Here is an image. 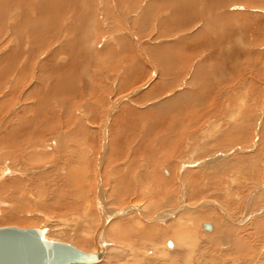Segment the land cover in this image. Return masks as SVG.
I'll return each instance as SVG.
<instances>
[{
  "label": "rangeland",
  "instance_id": "1",
  "mask_svg": "<svg viewBox=\"0 0 264 264\" xmlns=\"http://www.w3.org/2000/svg\"><path fill=\"white\" fill-rule=\"evenodd\" d=\"M77 1L81 2V0H77ZM101 1H103V0H84L83 9L86 10L85 11V13H87L86 17L88 18L87 19L85 17L86 18L85 20H87V21H85V26H87L89 28V30H84L85 35H87L86 40L80 39L81 42H78L74 38L75 36L72 32H70V34L68 35L69 39L70 38H74V39H73V41H69V39H68L67 43H69V46H71L72 48L75 47L76 49L74 48V50H76V51H73L71 49L73 51V53H75L74 56L73 55L70 56L69 54L65 55V57L68 55L66 58V64L65 65L68 68V66L70 65L68 63L69 62L72 63L73 60H74L73 65L75 63H77L74 65V67H75L74 69L76 71V75H78V78L76 77V79H78V80H76V82H75L76 84L75 83L73 84V88L77 89V90L75 89L77 91V93H75L76 91L74 92V89H73V91H72V92H74V93H72L73 95L71 94V96H68V95H65V96H67V99L71 97V99H70L71 103H69L68 105H70L69 107L71 108V109L69 108V111H71L74 116L72 114H70V116L67 115V119H65V120H64V118H66V116H64V117H62L63 119L60 121L57 120V117H54V118H56V120L53 118V119H51V121L45 122L47 124H49V123L52 124L53 125L52 128L55 127V130L59 126H62L63 120L66 122L67 121L70 122L69 126H71L72 130L75 129L77 126H81L80 128L85 127V129L86 128L87 129L86 130L83 129V130H85L84 133H80L81 129L80 130L78 129V131H75L74 134L76 135V138H75V135L73 136V133H72V136L70 138L71 142L69 144H66V141H64L61 144V146L60 145L53 146V148L51 150H48L49 152L47 150L44 151L43 149H40L41 152L43 151L42 154H44L45 156L47 155L45 157V159L49 158V159H47V161L41 162L40 158H39V160H37L38 157H37V159L35 157V159L32 160V162L34 161V163L31 167H29V170H32V172L29 173L26 177L34 178V184L39 186V187L42 186L45 189V191L47 190L46 193H48V192L50 194L53 193L52 195H50L48 193L47 196H45V198H43L44 196H42V198L39 196L40 202H39V205L36 206L35 208L30 206V205L28 206V208L25 206V203H24L25 197L21 196V195H23V193H21V191H23L24 189L21 190L20 185L22 183L17 182V181H20L21 179L26 180L27 178L19 177V175H14V176L8 177L9 179L13 178L15 181L17 180L16 181L17 183H15V186L8 184L7 186L0 187V201H5L7 203V206H8V207H1V208H5V211H6L5 215L6 216H3L2 214L0 215V227L13 226V225L16 227H19V228H40L41 229V228L45 227V229L47 228L45 231L48 230V233H46V235H44V237L46 239L68 243V244L75 246L77 249L80 248L83 251L93 252L94 250L91 249L92 244L87 243L88 246L83 245L79 242V239L80 238L82 239L83 237L86 236L87 238L86 237L85 238L90 240L91 234H92V236L94 235V237H95V232L97 230H99L98 228L101 229V227H102V226H100V224H101L100 217H99L100 224L98 222L99 227H97V228L94 227L95 230H93V228L91 229V231H90V229L87 230V226L92 225L91 224L92 223L91 218H88V216H83V215L77 216L78 214L76 215V217H78V218H76L75 215L71 216V213L74 210V208L71 206V195H69L68 193H63L62 190L59 191L61 188H59L58 194L59 193L63 194L66 198V201L64 202L63 201L64 199L63 200H62V198L60 199L58 197L59 195H54L55 194L54 190H56L59 185L63 184V185H69L70 186V184H64V182L62 181L63 178H67L66 180H68V177H70L72 179L74 177V179H75V177L77 176L76 177L77 180L76 179L75 180L76 181L82 180L81 183H79L77 187L72 188L73 187L72 186L69 189L72 188V191L77 196V198L81 199V203H83L81 207H83V206L85 207L87 201L91 200V202H92L94 200L93 203H95L94 204L95 206L90 208V214L91 215L93 213H95V214L99 213L98 208L96 207V203H97L96 200L98 198L97 194H98L99 190L103 191L102 195H101V201L103 202L105 211L112 212V211H121L122 208L124 209L123 213L118 212V214L114 215L113 219L116 220L115 222H113V219L107 220L106 224L102 227V229L105 227L100 233L101 242H103L102 243L103 245L105 244L104 247L102 246L103 255L105 257L103 256L102 260L104 262L101 261L100 262L101 264H109L110 261H111V263H113L115 261V260L113 261V259L110 260L109 262H107L105 260V259H107L106 253L109 252V250L113 249L112 251H110V253L113 251L120 253V251H121V247H119L118 245H114V242L116 240L110 241V239H108L110 237L109 235L107 238V235L104 232V231H106L105 230L106 227L110 226L107 224H109L110 221H112L113 223L126 222L127 219H129V217L131 218V216L133 217L135 215V214L133 215L132 212L135 213V211L139 210V211H137L139 214H137V212H136V216H139L142 213V211L140 209H142L143 207H147V206H148L147 208H143V210H144L142 213L143 215H140L139 217H141L143 219V217L145 216V214H144L145 209H147V210L152 209V210H150V212L153 213V215H150L147 218H145L146 217L145 216L144 221L142 220L143 225H155V226L158 225V227L160 229H165L166 228L165 225H167L168 223L169 224L175 223L174 222L175 220L177 222L180 219L181 223H183V221L184 222L189 221V219H186L184 217H182V219L179 218V216L181 217V215H183L184 213H187L188 211H207V210H209V211L213 212V214H215L219 218H221V221L226 224V229H223L224 231L221 234L223 235V240H224L223 246L224 247L229 246L228 248L225 247V249H223V252L217 251L218 246H216V245H218V241H219V243L221 241L220 237H218V239H217V235L211 236L209 238L210 243H209V241H207V245L209 246L210 252H212V255H216V257H218V258H216L218 260V262H220V260L222 259V257H219V256H221L223 254V264L224 263L225 264H237V263L242 264L241 259L244 256H245V258H244L245 260L242 259L245 262L244 264H246L247 262H248L247 264H252L253 262H255L253 264H264V248H263L264 247V238H263L264 233L259 232V237H257L258 234H256V237L258 239L254 238L255 237L254 235L250 237L251 239L253 238V240L248 239V241H247V239L245 238L244 240L249 243V246L245 245L244 250L247 248L245 251H247V250L248 251L246 253L243 252V254H241V256H239V257L237 255H231L230 256L227 254L231 251H234V246L236 244H233V243H234L236 238L238 239L239 237L242 238V236H247L248 235L247 233L249 232L248 230L250 228H252L251 226L255 225V223L256 224L262 223V222L264 223V0H250V1L246 0L247 2H245V0H223V1L221 0L220 2L218 0H210V2L212 1L213 4L215 5V7H214L215 8L214 12H216V14H214V15H216L215 17L217 19H221V21L219 23H216L215 27H214V25H212L213 27H210V28H212V30L207 31L208 34L207 33L201 34V35H203L202 36L203 47H201V49H199L201 52L197 51L193 62L190 63L191 65L197 64L196 68L199 69L200 67L198 66V64H202V62H204L205 63L204 68L206 69V72L204 71V68H203L200 71V74H203V75L197 74L194 76L195 78H191V79H190V76L192 74L190 72L191 70H187L185 72L179 73L178 74L179 75V82L175 83L173 88L169 89L168 93H166L167 95L164 94V96H161L158 93V92H160V90L157 86V84H158L157 80L159 77L158 75L161 73L160 72L161 69L157 67V59L155 60L153 57L148 55L149 53L146 49V46H147V44L150 45L151 40H154V39L156 41H155V43L152 42V45H154V44L156 45L159 43L158 46H160V47H163L166 45L165 43L160 44L162 40H164L165 42H168L169 44H167V45H169L172 48L169 49L167 47L166 49L165 48L160 49L159 53H160V55H162V56L159 55L160 58H166L168 51L170 52L171 49H173L174 46H177V45H180L185 50L190 49L186 44L177 43L178 40L185 39L186 36L181 37L182 35L176 33L177 30H176V28H174V25H173L174 15L171 12L172 9L170 7L166 8L163 3H162L163 5H162L160 3L161 0H159L160 2H157L155 0V2H153L152 7L148 13L146 12V13H140L139 14L138 22L140 21V23H141L142 19L148 21L144 26H142L135 21V19L138 18V14H136L135 12L137 11V9L143 10V8H144V10H145V7H146L145 4H148V3H145L146 0H139V1L138 0H125L124 2L122 0H117L118 3H116V0H105L106 5H104V6L101 5ZM152 1H154V0H152ZM207 1L208 0H206V1L205 0H197V3L199 2V4L197 5V12H199V13L201 12L200 16L197 17L199 19L198 20L193 19L190 22L191 24L188 23V25H187V23H183V24H181L180 28L186 30V29H188L187 27L190 28L194 25L195 30H196V28L198 26H195V25H199L200 23H202L200 25L202 27L203 23H205L207 21L213 22L214 21L213 14L211 15L208 13V11L207 12L204 11L205 8L203 6L207 5L206 4ZM13 2H14V4H13V6H14L15 4H18L19 0H15ZM67 2L70 3V1H68V0H65L62 3L63 4V10L66 9L63 13V16L61 17L62 21L63 20L65 21L67 19V16L71 17V13L75 14L77 11V8H71L70 7L71 5L69 6V3H67ZM132 2H133V5H132ZM254 2L256 4H254ZM143 3H144V5H143ZM220 3H221V6H220ZM208 4H209V1H208ZM222 4L224 6H222ZM260 4H262V5H260ZM6 7H7V5H5V3L0 4V9L4 10V9H6ZM14 9H16V8L14 7ZM225 11H227L229 14L231 13L230 14L232 16V17H230L231 20L229 19V17L223 18L225 16H223L222 14L226 13ZM2 12L0 13L1 15H2ZM220 15H221V17H219ZM205 16H206V19H205ZM72 18H73V16H72ZM168 18H170V19H168ZM246 19H247V21H246ZM163 20H165V21H163ZM134 21H135V23H134ZM75 22L77 23V21H75ZM92 27L95 28V30L97 29L96 32L93 31ZM64 29L69 30V31L72 30L70 27H67V28L61 27V31ZM78 29H80V28H78ZM139 29L142 30V33L140 32L138 34ZM177 29H178V27H177ZM165 30H168V31L165 32ZM171 30L174 32H172ZM195 30H194V32H195ZM91 31H93V32H91ZM221 31H222V33H220ZM20 32H23V31L20 30ZM42 32L43 31L41 29L40 32L37 33V35L39 34V36H40V34ZM188 32H190V31H188ZM192 35L189 34L187 36H192ZM93 36H97V37L93 38ZM138 36H139V40L142 41V43H141L142 46H137V48L134 49L132 47V45L134 47L136 46L133 43L138 40ZM220 36H221V38H223L222 39L223 42L221 41V43H223V44L219 48H217V47H215V45H216V43H217V45H219L220 41L217 40L215 45H214V42L212 41L213 42L212 43L211 40L212 39L215 40V38L221 39V38H219ZM87 38H88V41H87ZM91 38H93L94 41L96 40L93 43L94 45L91 42V40H92ZM6 40L7 39H3V42H5ZM16 40H17V44H19V45L26 43L30 46V44H31V38L22 39L24 42H22V40H20L19 31H18ZM55 40H56L55 44L51 45L52 46L50 48L51 50L49 49L47 51V49L45 47L42 48L44 52H50L49 56L53 57V59H52L53 61L51 63H49L47 60H42V64L40 65V63H41L40 62L37 66V69H35V79L38 81H37V86L36 87L34 86L32 91H36V93H37V90H39L41 88H43L44 91L51 90L48 87H46L47 86L46 83L44 84V77H43V75L45 77H46V75L51 76L52 75L51 72H53V74H54L51 77V80L56 79L55 82L53 84H51V87H56L57 89L60 88V85L62 87L65 85L68 87H71V84H70L71 80H67V78L65 77L66 76V70L63 68L61 69L62 66H60L58 64V61L56 62V58L52 54L53 52H55L58 56L61 55L63 57V52L61 51L62 49L61 50L57 49V48H62L61 46L57 47L56 48L57 50H55V51L53 50V49H55V46L57 44H60V42H61V39H58V37H56ZM106 40H108V41L106 42ZM167 40H171V41H167ZM196 41H197L196 43L199 44L198 38L196 39ZM41 42H43V41L41 40ZM207 42H208L209 46L207 45ZM52 43H54L53 40H52L51 44ZM83 44H84V46H83ZM108 44L111 45L110 46L111 48H109V49H108V47H109ZM211 44H213V45H211ZM4 45H6V43ZM80 45H82V46L80 47ZM89 46H91V47H89ZM140 47H141V49H140ZM13 51H19V50L17 48L13 47L11 51H8V53L11 54ZM57 51H59L61 54L59 55V53ZM150 51H151V48H150ZM198 53L199 54L202 53V54L199 55ZM38 54H39V52H37L35 55L37 56ZM180 55L181 54L177 55L178 58H181V56L183 57V55H181V56ZM72 56H73V58H72ZM54 58H55V60H54ZM128 58H129V60H128ZM45 59H48V58H45ZM132 61H134L135 63H133V67H129L131 65L130 63ZM43 65L45 66V69L49 70V72L45 73L44 71L40 70V68ZM162 66L164 67L163 63H162ZM60 71L65 72V76L61 77ZM197 71H195V72H197ZM138 73H139V75H138ZM172 73H174V72H172ZM204 73H205L207 82L206 81H203V82H205V84L207 83L206 86L207 85L208 86L206 87L204 85L203 87L200 88L199 83L201 82V80L203 78L199 79L197 76L204 77ZM56 74H58V76H56ZM124 76H125V78H124ZM137 76L139 77V81H137V79H136ZM42 78H43V80H42ZM195 79L198 80V83L196 82L197 80L195 81ZM40 80H42V81L40 82ZM193 80L195 82H193ZM183 81H185V83H182ZM124 82H126L128 84H126ZM118 86L122 87V89L119 88ZM192 87H193V89H192ZM205 87H206V89H204ZM132 89H133V92H132ZM198 90H200V91H198ZM204 90H206V91H204ZM183 91H185L186 93H190V97L188 99H186L188 101V105H185V106L180 105V108H186V107L190 108V105L191 106L193 105L191 108L192 110L187 109V110H189L188 113L180 112V108L177 106V102H172V101L169 102L168 101V99H171L173 95L179 94ZM192 91H194V92H192ZM211 91H213L214 96H212L213 94L211 93ZM133 93H135V94H133ZM169 94H170V96H169ZM76 95L77 96L80 95V98L76 97ZM72 96H73V98L75 97L76 100L73 99ZM215 96H217L218 98ZM32 97L29 98L32 102H29L30 101L29 100L28 103L26 104L24 110L21 113L18 112V108L21 107L22 104L24 105L25 101L24 100L18 101V106H17V108H15V110L17 111L18 114L14 113V111L10 112V113H13L15 115V117L12 118L13 119L12 123L8 122L11 119L7 120L5 122V119L3 121H1V118H0V125L2 123L5 127H7V129H9V128L14 129V127L16 125L19 126V123L22 121V116L26 115V116L31 117V118H36L37 114H34L36 112V107L39 106L40 104H42V101L39 102L37 100L35 94H33ZM83 97H85V98H83ZM210 97L212 99H209ZM147 98L154 99L156 102H154L152 104H148V102L146 101ZM79 99H80V101H79ZM72 100H74V101H72ZM191 100H193V101L195 100V102L192 101L193 103L189 104ZM52 101H53V103L58 102L57 98H52ZM162 101L168 104V106H167L168 108L165 111H168L167 113H168L169 117L161 118V120L157 123L155 121H157V119L160 118L161 111H160V114L157 116V119L154 118V117H156V116H154V115H156L154 112L158 111V109L160 108V106L162 104L161 103ZM213 101H215V102H213ZM72 102L73 103L75 102V105H73ZM81 102H82V104H81ZM212 102H213V104H212ZM157 103H159V105L154 106ZM44 105L50 106V103L48 102V103H45ZM122 105L127 106V108L124 107L122 109ZM149 105L152 106L151 110L147 109V107ZM94 106H96V107H94ZM131 107H133V108H131ZM79 108H81L83 112H80ZM172 108H175L177 110H175V112H174V110ZM136 109H138V110H136ZM76 110L79 113H77ZM131 110H134V111H131ZM120 111L122 112V115H121ZM128 111H131V112H134V114L135 113H137V114L134 115L133 113L130 112L131 115H129ZM148 111H150V112H148ZM59 112H60V110H59ZM117 112H119L120 114ZM105 113H108L106 118H105ZM146 113H148V114L146 115ZM172 113H174V116L172 115ZM20 114L22 116H19ZM60 114H61V112H60ZM186 114H189L193 117L188 118V116ZM78 115H82V116L78 117ZM124 115H125V117H124ZM132 115H134L135 117ZM118 116L119 117L121 116V117L119 118ZM142 117H143V119H142ZM85 118H88V120ZM115 118L117 121V122L115 121L116 124L114 122ZM128 118H129V120H128ZM80 119H81V121H80ZM111 119H113V120H111ZM83 120H85V121H83ZM107 121H109V122H107ZM81 122L83 123L82 125L80 124ZM136 122H137V124H136ZM88 123H89V125H88ZM128 123H130V126ZM47 124L45 125L43 123V125H44L43 129L45 130V128H47L46 131H49V129L51 128V125L49 124L50 125L49 126ZM171 124L172 125L174 124L177 127L179 126L178 130L176 129V126L173 125V127H172ZM183 124L184 125L186 124L185 125L186 127L184 126L185 128L182 127ZM22 125L23 124L21 123L20 126L22 127ZM18 126H17V128H18ZM89 126H91V128ZM128 126H129V128H128ZM213 126H214V128H213ZM30 127L32 128V130ZM131 127L133 130L131 129ZM187 127H189V130ZM65 128L62 129L63 130V133L61 132L62 134H64V132L67 130ZM183 128H184V130H183ZM186 128H187V130H186ZM18 129H17V131H18ZM22 129H24V128H22ZM22 129H20V130L22 132L25 131V133L15 136V139L13 141H16L17 137H18V139H21V138L22 139L19 140V142L12 144L13 146L11 144L10 145L5 144V142H3L2 139L6 138V136L3 137L0 135V139L2 141V143L0 142V148H3L5 146H12L14 148L20 149L18 151H21V150H24V152L29 151L30 149H28V150H26V148L24 149V146L20 144V141L21 142H23L22 140L31 141L32 140L31 138H33V135H32L33 133L34 134H36V133L40 134L41 133L40 135L37 134L38 136L37 135L34 136L35 140L38 141L39 139L42 138V135L44 134V131L42 133L38 130H35V128L33 126H29L24 130H22ZM88 129H89V131H87ZM147 129H148V131H147ZM170 129L175 131L176 133L179 131V134L176 135V133H175V136L173 137L175 139L178 137V135H180L178 140L172 139L165 148H158L157 146L159 145L161 140L164 137H166L165 135H167V132L170 131ZM180 129H182V130H180ZM27 130H29V131L26 132ZM55 130H54V132H55ZM32 131H33V133L29 134V132L31 133ZM34 131H37V132H34ZM111 131H112V133H111ZM51 132H52V130H51ZM81 132H83V131H81ZM180 132H183V133H180ZM26 133H27V136H28V134H29V136L28 137L26 136L27 138L25 137V139H23L24 138L23 136H25ZM92 133H93V137H92ZM118 133H120L119 137L118 136L116 137L115 135ZM129 133L131 134V136ZM59 134L60 133H58L55 137L56 138L57 137H60V138L65 137V135L61 136ZM77 134L78 135L80 134L79 135L80 137L81 136L82 137H85V136L88 137L89 136L88 137L89 140L92 139L93 142L91 140L89 141L87 139V137H86L87 140L83 138L87 142L84 140L81 141L80 139L82 137L79 139ZM184 134H185V136H184ZM120 135L123 137H125V135H127V137H129V140H125L124 143L123 142L121 143L120 147L123 146V148L119 147L116 149V150H118V149L124 150L126 148L124 151L122 150L121 156H120V158H118L117 155H119L120 153L118 154V152H112V151L110 153H106V151H105V149H107V148L108 149L112 148L111 146L113 145V143L111 144L110 148H109V146H105V145L107 143V140L111 139L112 137L113 138H120L119 140H121ZM142 135H144V136H142ZM50 136H49V138H50ZM55 137L53 138L51 136L50 141H52V138L56 139ZM77 137H78V139H77ZM47 138H48V135H47ZM93 138H94V140H93ZM143 138H145V140ZM18 139H17V141H18ZM57 139H59V138H57ZM76 139L78 141L80 140V142L76 141V143H75ZM35 140L33 138V141H35ZM220 140H222L221 143H223V144H219ZM67 141H69V138H67ZM174 141H176V142L178 141V142L175 143ZM46 142H48V140H46ZM84 142H86V143H84ZM91 142L93 143V145L91 144ZM147 142H149V143H147ZM173 142H174V145L172 144ZM80 143H82V146H79ZM141 143L143 145L144 144L146 145V146L144 145L145 150H144V148H140V150H139L138 147H139V145H141ZM16 144H18L20 147L21 146L22 147L21 148L19 146L15 147ZM76 144H79V145H76ZM85 144H87L88 146H89V144H91V146L86 147ZM179 144H181L180 145L181 148L176 147V149H174L175 145L179 146ZM76 146H78V147H76ZM68 147H69V149H72V148L73 149L69 150ZM79 147H81V148L84 147V149L83 148L82 149L80 148V150L77 149ZM132 147H135L137 151H135L134 148H132ZM61 148L64 150H62ZM87 148H88V150H87ZM177 148H180V150L179 149L177 150ZM60 149H61V151H60ZM93 149L94 150L96 149V150L93 151ZM98 149H99V151H97ZM157 149L159 150V154H158ZM76 150H78L77 151L78 153L76 152ZM83 151H84L85 155L84 154L82 155ZM132 151L134 152V155H133V158L130 160V157H132L131 156ZM148 151H150V154H148ZM154 151H156V152H154ZM161 151H163L164 154ZM167 151L168 152L170 151V152L168 153ZM68 152H69V155H68ZM137 152H139V154H140L139 156H138ZM61 153H63L67 157H64V155ZM70 153H71V155H70ZM74 153L75 154L77 153L76 155H78L79 157L76 155H74L75 156L74 157L73 156ZM136 153H137V155H135ZM39 154H41V153H39ZM59 154H61V156ZM90 154H91V156H90ZM93 154H94V156H93ZM160 154L161 155L163 154L162 155L163 157L160 156ZM219 154H220V156L221 155L222 156L220 157ZM100 155H102V156H100ZM105 155L108 158V160H106V161L104 160ZM167 155H169V156L167 157ZM82 156L83 157L88 156L87 157L88 159L86 157H85L86 159H84V160H87L86 161L87 165L84 163L85 161L84 162L82 161V158L80 160V157H82ZM98 156H99V159H98ZM136 156H138L139 160L137 159V161L135 162L134 160H135ZM148 156H150L152 159L149 158ZM52 157H55L56 159L54 158V160H53ZM57 157L59 158V160ZM71 157L74 159L76 158V159L71 160ZM116 157H117V159H116ZM128 157H129V160H127ZM147 157L149 158L147 161L150 160L153 164H151L150 162L147 163V161H146ZM16 158L10 163H14V164L16 163L17 166H14V167L19 168V170L21 171L22 167L18 166L19 165V158H17L18 161ZM67 158L70 159V161H68ZM77 158H79V162L77 161L78 164H77V162H75L76 160H78ZM153 158H154V161H152ZM99 160H101V161H99ZM3 161L1 160V163ZM81 161L83 162V164ZM67 162H68L69 167L66 164ZM64 163L66 164V166ZM97 163H98V165H97ZM5 164L9 165V162H5ZM41 164H42V166H41ZM124 164H126V165L124 166ZM144 164H146L147 166H145ZM51 165H53V166H51ZM143 166L147 167L146 170L148 171L147 174H149V175H147L148 179L146 182L147 183L146 186L142 185L143 183L137 182V183H139L138 189H142V186H143V188H146V189H147V187L148 188L150 187V188L148 191H145L144 197H139V198H141V199H139V201H141L139 203H141V204H139V203L136 204L135 202L134 203L136 205L130 204V203H132V201H134L136 199V197L131 195L134 193V190H132V189H134V186H133L134 183L136 184L135 181L137 179L136 177L138 175V172L144 168ZM43 167H44V169H42ZM115 168H117V170ZM38 169H39L38 172L33 173ZM76 169L78 171H80V173L78 171H76ZM74 170L77 173V175H76V173L72 174V173H74ZM70 171H71V173H69ZM115 171H117L118 173L117 172L115 173ZM119 171H121L120 172L121 174H119ZM125 172L126 173L129 172V173L126 174ZM59 173H61V174H59ZM66 173H68V174H66ZM64 174H66V175H64ZM84 174H86V176ZM193 174H196L195 182L190 177ZM123 175H125V176L127 175V177L131 176V178L133 177V180L130 178L132 181L130 180L129 181L130 183H127L128 186L125 187V188H127L128 195H127V193H125L121 196L118 195V196L110 197L108 195V194H110L109 191L110 190L112 191L111 188L114 187L115 185L120 184L119 177L122 178ZM39 176H41L42 178L38 179ZM79 176L80 177L82 176V177L80 178ZM85 177H87V180ZM127 177H124V179L129 180ZM161 177H163L164 179L163 178L161 179ZM8 178L6 177L7 180H5V182L11 181V179L9 181ZM29 178L27 180H29ZM58 178H59V180H58ZM159 179H160V181H159ZM189 179H191V180H189ZM14 180H12V181H14ZM104 182H106V184ZM114 182H115V185H114ZM163 183H164V186H162ZM192 183H194V184H192ZM23 184H26V182L24 183V181H23ZM167 185H168V188L166 189V192H165V187H167ZM53 187H55V188H53ZM160 187H162V188H160ZM15 188H17L18 190ZM36 189H39V188H36ZM138 189H137V191H139ZM146 189H144V190H146ZM128 190H130V191L128 192ZM14 192H15V194H13ZM146 192H147V194H146ZM162 192H164L166 195ZM29 193L35 194L34 191H32V192L29 191ZM161 195H163V196H161ZM188 195H194V198H193L194 201H189ZM51 196H52V200L50 198ZM122 196L124 198L126 197L125 198L126 200ZM133 197H134V199H133ZM137 197H138V194H137ZM68 198H70V200H67ZM112 198H118V200L120 199L119 203L114 204L112 206L111 205L109 206L108 203L110 202V200ZM129 198L131 201L130 203L128 201ZM21 199H23V200H21ZM46 199H49L51 202L47 201ZM55 199H58V200H56L58 202H57L56 206L51 207V205H53L54 202H56ZM152 199H154V200H152ZM142 200H143L144 204H142ZM52 201H54V202H52ZM150 201H152V202H150ZM50 203H51V205H49ZM148 203H152V204L149 206ZM77 204H79L78 201H77ZM145 204H147V205L141 206L142 208H140L139 205H145ZM17 205L21 209L16 208ZM133 205L139 206V209L137 208V210H136V208H132ZM39 207H41V208H39ZM62 208H63V210H62ZM125 208H126V210H125ZM169 209L174 210V211L177 209L176 212H174L173 216H171V219L167 218V219L162 220V219H159V217H157L158 213L166 212ZM185 210L187 212H185ZM46 213H47V215H45ZM128 213H131V216L128 215ZM121 215H125V216L121 217ZM174 215H176V216H174ZM1 216H2V218H1ZM176 217H178V219ZM198 217H196V218H198ZM145 219H147V220H145ZM31 220H32V222H34L33 224L30 223ZM117 220L118 221L120 220V222H118ZM15 222H16V224H15ZM192 222H194V221H192ZM195 222H197V223H195ZM195 222H194L195 224L190 223L191 225L189 226V229L191 228V231H193V232L197 231V233H198L197 235L199 236V240L201 241V243H205L206 240H205V238L202 237L203 236L202 233L204 231H206V232H209L210 234H212L215 230L217 223H214L210 219L206 221V220H203L201 218H198ZM198 223H200V224L198 225ZM205 223L211 226V228L209 230H204L202 225H204ZM18 224L19 225L21 224V225L19 226ZM29 224H31V225H29ZM249 224H250V227H249ZM22 226H24V227H22ZM194 228H196V229L194 230ZM51 229H53V230H51ZM212 230H213V232H212ZM52 231H54V232H52ZM61 231H65L64 232L65 234L59 235V232H61ZM87 231L91 232V233H89L90 235L87 234ZM114 231H116L115 233L117 234L119 232V229H118V231L116 229ZM210 234H208V235H210ZM119 235H120V232H119ZM198 236H197V238H198ZM234 236H236V237H234ZM94 237H93V239H94ZM212 238H215V239H212ZM93 239H91L92 241L90 240L89 242H92L94 244V246H96L95 240H93ZM254 239L257 241H254ZM199 240H198V243H199ZM238 240H240V239H238ZM110 242H113V243L109 244ZM145 242L147 244H150L151 247H152V245H156L155 244L156 242L155 243L149 242V241L148 242L145 241ZM258 242H260V243L258 244ZM203 245H206V243ZM105 246H106V248H105ZM121 246H123V245H121ZM151 247H149V250H152ZM192 247L194 248L195 245L194 246L191 245V249H192ZM167 248L171 249L169 247H167ZM262 248H263V251H262ZM257 250H259V252L262 251V252H260L261 254L260 253L258 254ZM104 251H105V253H104ZM152 252H154V250H152ZM160 255L161 254H159L157 256H159V258H160L161 257ZM194 255H196V254L194 253ZM253 256L256 258V260H254ZM127 258H128V256H127ZM162 258H163V256H162ZM252 259L254 261H252ZM226 260H228V261H226ZM114 264H117V263H114ZM122 264H125V263H122Z\"/></svg>",
  "mask_w": 264,
  "mask_h": 264
},
{
  "label": "bare ground",
  "instance_id": "2",
  "mask_svg": "<svg viewBox=\"0 0 264 264\" xmlns=\"http://www.w3.org/2000/svg\"><path fill=\"white\" fill-rule=\"evenodd\" d=\"M13 1H15V0H0V4L2 3V4H4L5 3V5H7V7H9V9L13 6V4H14V2ZM20 1V0H19ZM25 1V0H24ZM27 1V0H26ZM26 1H25V3H26ZM37 2L36 3H38L37 4V6H38V9L40 10L39 11V14H37L38 16V18H39V20H40V16H41V14H45V11L48 9V11L50 10V16H51V18H50V21H52L53 23L55 22V20L56 19H59V18H61V16H62V14L64 13V11L66 10V9H64L63 10V7H62V3L65 1V0H36ZM68 1H70V3L69 2H67V3H69V6L71 7V8H77V11H76V13L74 14V13H71V17L70 16H68L67 17V19L68 20H66V24L65 25H67L68 27H70L72 30L71 31H69V30H66V29H64V30H62V31H65L66 30V32L68 33V34H70V32H72L73 34H74V38L78 41V42H81L80 41V39H83V40H86V36L87 35H85V32H84V30H89V28L87 27V26H85V21H87V20H85L87 17H86V14L87 13H85V9H83V7H84V0H81V2L79 1H77V0H68ZM123 2L125 1V0H122ZM139 1V0H138ZM151 0H149V2H150ZM157 2H160L159 0H156ZM206 1V0H205ZM208 1H209V4H208ZM207 1V5H204L203 7L205 8L204 9V11L205 12H207L208 11V13L209 14H213V17H214V21L213 22H209V21H207V22H205V23H203V26L201 27L200 25L202 24V23H198L199 25H195V26H198L197 28H196V30H195V34H194V36L197 34V32H201L202 34L204 33H207V31L208 30H212V28H210V27H213L212 25H214V27H215V25H216V23H219L220 21H221V19H217L215 16L216 15H214V14H216V12H214V7H215V5L213 4V2L211 1L210 2V0H208ZM219 2L221 1V0H218ZM223 1V0H222ZM250 1V0H249ZM146 2V1H145ZM153 2H155V0L154 1H152L151 2V4L153 3ZM161 2L164 4V6L167 8V7H170L171 9H172V7L173 6H175V8H177V11H178V16H179V14H180V16L181 15H185V13H189L190 15H196V14H201V12L199 13V12H197V5L199 4V2L197 3V0H161ZM245 2H247L246 0H245ZM256 2V1H255ZM254 2V4H256ZM29 3V2H28ZM30 3H32V1L30 2ZM116 3H118L117 2V0H116ZM201 3V2H200ZM203 3V2H202ZM252 3V2H251ZM65 4V3H64ZM151 4H146L147 6L148 5H151ZM224 4V3H223ZM222 4V6H224ZM20 5H23V3L22 4H20ZM27 4H25V6H26ZM29 5V4H28ZM33 5V4H32ZM101 5H106L105 4V0H103V1H101ZM132 5H133V2H132ZM145 5V6H146ZM260 5H262V4H260ZM202 6V5H201ZM220 6H221V3H220ZM6 7V8H7ZM134 7V6H133ZM231 7V6H230ZM13 8V7H12ZM65 8V7H64ZM69 8V7H68ZM142 8V7H141ZM224 8V7H223ZM25 9V8H24ZM23 9V11L25 12V10ZM151 9V8H150ZM150 9L147 7V13L150 11ZM32 10V9H31ZM36 10H37V8H36ZM105 10V9H104ZM129 10V9H128ZM3 11V9H0V13ZM6 10H4V12H5ZM35 11V10H34ZM176 11V10H175ZM131 12V11H130ZM218 12V11H217ZM226 13H223L222 15L223 16H225V17H223V18H227V17H229V19H230V17H232L227 11H225ZM19 13V12H18ZM49 13V12H48ZM93 13V12H92ZM137 13V12H136ZM139 13V12H138ZM137 13V14H138ZM5 14H7V11L5 12ZM25 14V13H24ZM28 14H29V12H28ZM47 14V13H46ZM66 14V13H65ZM130 14V13H129ZM174 14V13H173ZM204 14V13H203ZM218 14V13H217ZM1 15V14H0ZM27 15V14H26ZM188 15V14H187ZM72 16H73V18H72ZM2 17V16H1ZM45 17V16H44ZM47 17H49V16H47ZM86 17V18H85ZM202 17V16H201ZM219 17H221V15L219 16ZM236 17V16H235ZM72 18V19H71ZM175 18V17H174ZM178 18V17H177ZM185 18V17H184ZM44 19V18H43ZM76 19V20H75ZM88 19V18H87ZM199 18H197L196 17V19L195 20H198ZM205 19H206V16H205ZM212 19V18H211ZM210 19V20H211ZM38 20V19H37ZM36 20V21H37ZM61 20V19H60ZM60 20H58V21H60ZM77 21V23L75 22V21ZM136 20H139V19H136ZM177 20V19H176ZM175 20V21H176ZM224 20V19H223ZM231 20V19H230ZM28 21V20H27ZM41 21V20H40ZM57 21V20H56ZM62 21V20H61ZM93 21V20H92ZM96 21V20H95ZM147 21V20H146ZM165 21V20H164ZM200 21V20H199ZM246 21H247V19H246ZM45 23H47L48 22V20L47 21H44ZM137 22V21H136ZM148 22V21H147ZM174 22V21H173ZM191 22V21H190ZM201 22V21H200ZM42 23H43V21H42ZM62 28H64V22L62 21ZM143 23H145V22H143ZM142 23V24H143ZM183 23H184V20H183ZM182 23V24H183ZM36 24V23H35ZM37 24H38V22H37ZM40 24H41V22H40ZM58 24V23H57ZM159 24V23H158ZM177 24V23H176ZM191 24V23H190ZM234 24V23H233ZM50 25V24H49ZM49 25H48V27H49ZM60 25H61V23H60ZM60 25L58 26V29H57V27H56V31L58 30V32H57V36L56 37H58V39H62V31H61V28H60ZM113 25V24H112ZM115 25V24H114ZM235 25V24H234ZM51 26V28H53L54 29V25H50ZM144 26V25H143ZM181 26V25H180ZM6 27V26H5ZM28 27V26H27ZM32 27V26H31ZM47 26L45 27V24H44V28H48ZM7 28V27H6ZM5 28V29H6ZM30 28V27H29ZM66 28V27H65ZM78 28H80V29H78ZM192 28H193V26H192ZM223 28V27H222ZM1 29H2V27H1ZM4 29V30H5ZM53 29L51 30V32H48V37H49V34H50V37L49 38H47V42H49V44H50V41L52 42V40H53V42H54V40H55V36H53V38H51V34H52V32H53ZM92 29H93V27H92ZM4 30L2 31L3 33H4ZM11 30V29H10ZM9 30V31H10ZM43 30V29H42ZM46 29H44V31H45ZM97 30V29H96ZM96 30H95V28H94V32H96ZM173 30V29H172ZM171 30V31H172ZM177 30H179V29H177ZM181 30H183L184 31V29H181ZM193 30V29H192ZM221 30V29H220ZM17 31V30H16ZM15 31V32H16ZM44 31L42 32V33H44ZM49 31H50V27H49ZM56 31H54V33L56 32ZM93 31H91V32H93ZM182 31V32H183ZM224 31V30H223ZM7 32V31H6ZM13 32V33H12ZM12 32H10L11 33V35L10 36H14V31H12ZM37 32H39V30H37ZM46 32V31H45ZM20 33V32H19ZM24 33V32H23ZM61 33V34H60ZM81 33V34H80ZM213 33V32H212ZM220 33H222V31L220 32ZM22 34V33H21ZM93 34V33H92ZM208 34V33H207ZM6 35V34H5ZM17 35V34H16ZM36 35V34H35ZM35 35H33V36H35ZM45 35V34H44ZM9 36V41H10V37ZM39 36V35H38ZM66 36V35H65ZM203 36V35H202ZM96 38L97 36H93V38ZM111 37V36H110ZM196 37H198V34L196 35ZM25 38V37H24ZM44 38H45V36H44ZM44 38H42V40H45ZM50 38L52 39V40H50ZM73 38V39H74ZM93 38H91L92 40H91V42H92V44L96 41H94V39ZM112 38V37H111ZM206 38V37H205ZM219 38H221V36L219 37ZM20 39L22 40V38L20 37ZM32 39H33V37H32ZM35 39V38H34ZM41 39V38H40ZM39 39V40H40ZM66 39H67V37L65 38V40H64V42L60 45V44H57L58 45V47L59 46H61L62 47V50L63 51H65V52H63L62 50V52H63V60L65 59V58H67V56L65 57V55L67 54V51L69 52L68 54L71 56V55H73L74 56V54L75 53H73V51H76V50H74V48H72L71 46H69V43H67V42H65L66 41ZM197 39V38H196ZM196 39H195V41H196ZM222 39L223 38H221V39H218V38H216L215 40L214 39H212L211 40V42L213 41L214 42V45H215V43H216V41L217 40H219L220 41V43H219V45H217V43H216V45H215V47H217V48H219L223 43H221V41H222ZM63 40V39H62ZM191 38H190V42H191ZM34 41V40H33ZM35 41H36V39H35ZM87 41H88V38H87ZM100 41V40H99ZM108 40H106V42H107ZM112 41V40H111ZM168 41V40H167ZM227 41V40H226ZM22 42H24L23 40H22ZM32 42V41H31ZM43 42H45V41H43ZM98 42V41H97ZM96 42V43H97ZM105 42V43H106ZM113 42V41H112ZM139 42L141 43V41L139 40ZM162 43H165L166 45L167 44H169L168 42H164L163 40L161 41ZM183 42V41H182ZM197 42V41H196ZM212 42V43H213ZM223 42V41H222ZM16 43V42H15ZM35 43V42H34ZM46 43V42H45ZM83 43V42H82ZM53 44H55V43H52V45ZM113 44V43H112ZM139 44V43H138ZM194 44H196L195 42H194ZM15 45V44H14ZM23 45H24V43H23ZM41 45V44H40ZM56 45V46H57ZM94 45V44H93ZM165 45V46H166ZM198 45V44H197ZM207 45H208V42H207ZM211 45H213V44H211ZM210 45V46H211ZM79 46V45H78ZM82 45H80V47H81ZM83 46H84V44H83ZM104 46V45H103ZM108 46H109V44H108ZM209 46V45H208ZM45 48H46V46H44ZM79 47V48H80ZM89 47H91V46H89ZM97 47V46H96ZM110 47V46H109ZM190 47H192V44H191V46ZM194 47V46H193ZM192 47V48H193ZM199 47H201V45H199ZM198 46H197V48H199ZM202 47H203V45H202ZM9 48H11V47H9ZM8 48V49H9ZM13 48V47H12ZM12 48L10 49V50H12ZM57 48V47H56ZM56 48L55 49H53L54 51L56 50ZM78 48V47H77ZM106 48V47H105ZM135 48H136V46H135ZM134 48V49H135ZM167 48V47H166ZM165 48V49H166ZM169 48V47H168ZM175 48V47H174ZM228 48V47H227ZM231 48V47H230ZM47 49V48H46ZM50 49V48H49ZM48 49V50H49ZM73 51H72V50ZM76 49V48H75ZM149 49V48H148ZM170 49V48H169ZM180 49H181V47H180ZM203 49V48H202ZM207 49V48H206ZM205 49V50H206ZM5 50V49H4ZM9 50V51H10ZM40 50H42V49H40ZM140 50V49H139ZM190 50H192V49H190ZM193 50H195V49H193ZM197 50V49H196ZM204 50V51H205ZM43 51V50H42ZM99 51V50H98ZM200 51V50H199ZM1 52V51H0ZM3 52V51H2ZM82 52V51H81ZM138 52V51H137ZM154 52V51H153ZM156 52V51H155ZM169 52V51H168ZM194 52V51H193ZM192 52V53H193ZM201 52V51H200ZM253 52V51H252ZM45 53V52H44ZM147 53V52H146ZM176 53V52H175ZM189 53H191V52H189ZM223 53V52H222ZM230 53V52H229ZM18 54V51H13L11 54L10 53H7V52H5V53H3L2 54V57H0V58H2L1 60H0V65H2L3 63H6V61H7V66H6V69L8 68V66H10L11 65V61L15 58V56ZM199 54V53H198ZM200 54H202V53H200ZM199 54V55H200ZM224 54V53H223ZM10 55V56H9ZM25 55V54H24ZM81 55V54H80ZM167 55H169V54H167ZM174 55H176V54H174V51H173V58L175 57ZM182 55V54H181ZM180 55V56H181ZM192 55V54H191ZM225 55V54H224ZM18 56H20V55H18ZM17 56V57H18ZM22 56V55H21ZM20 56V58L22 59V57ZM29 56H30V54H29ZM73 56H72V58H73ZM150 56V55H149ZM161 56V55H160ZM160 56L158 57V56H156L155 58L158 60V59H162V58H160ZM177 56V55H176ZM184 56V55H183ZM196 56V55H195ZM128 57V56H127ZM168 57V56H167ZM171 57V56H170ZM200 57V56H199ZM203 57V56H202ZM78 58V57H77ZM172 58V59H173ZM177 58H178V56H177ZM181 58H182V56H181ZM69 59V58H68ZM165 59V58H164ZM168 59V58H167ZM171 58H169V60H172ZM183 59H185V56L183 57ZM128 60H129V58H128ZM173 60H175V58L173 59ZM231 60V59H230ZM16 61V60H15ZM21 61V60H20ZM65 61V60H64ZM68 61V60H67ZM182 61V60H181ZM51 62H52V60H51ZM50 62V63H51ZM165 62H166V60H165ZM184 62V61H183ZM182 62V63H183ZM73 63H74V60H73V62L71 63V62H69L68 64H70L69 66H68V69H74L75 67H74V65L75 64H77V63H75L74 65H73ZM200 63V62H199ZM63 64V66L61 67V69L63 68V69H65L64 68V64H66V63H62ZM123 64V63H122ZM174 64L176 65L177 64V62H175L174 61ZM204 64V65H203ZM18 64H16V66H17ZM175 65H173V67L175 68ZM181 65H183V64H180L179 63V65H177V67H179V66H181ZM197 65V64H196ZM196 65H191V64H188V65H186V66H184L183 67V69L184 68H187V70H191L190 72L192 73L191 74V76H190V79L191 78H195L194 76L195 75H203V74H200V71L205 67V63L204 62H202V64H198V66L200 67L199 69H197L196 68ZM13 66V65H12ZM66 66V65H65ZM17 67H19V66H17ZM129 67H131V66H129ZM207 67V66H206ZM66 68H67V66H66ZM196 68V69H195ZM68 69H65L66 70V76H65V72H63V71H60L61 72V77H63V76H65L66 78H67V80H71L70 81V84H71V87H68V86H61L60 84V88H56V87H51V90H49V91H44L43 90V88H41V89H39V90H37V93L35 92L34 94H35V96H36V98H37V100L39 101V102H41L42 101V104H40L39 106H37L36 107V112L34 113V114H37L36 115V118H31V117H28V116H22V121L19 123V126L18 125H16L15 127H14V129L12 128H9V129H7V127H5L2 123H1V125H0V135L1 136H3V137H5L6 136V138H4V139H2V141L3 142H5V144H7V145H12V144H14V143H17V142H19V140H21V139H18V137L16 138V141H13L14 139H15V136H17V135H21V134H24L25 133V131H21L20 129H22V128H24V129H26L27 127H29V126H33L34 128H35V130H38V131H40V132H42L43 133V131H44V134L42 135V138L41 139H39L38 141L37 140H35V137L34 136H36L38 133H36V134H34L33 133V131L30 133L29 132V134H32L33 135V138H34V140L35 141H33V138H31L32 140L31 141H28V140H22L23 142H21L20 141V144L21 145H23L24 146V149L26 148V150H28V149H30L29 151H25L24 152V150H21V151H18V150H20V149H18V148H14V147H12V146H5V147H3V148H0V187H2V186H7L8 184H10V185H12V186H15V183H22L21 185H20V189L22 190V189H24L23 191H21V193H23V195H21V196H24L25 198V201H24V203H25V206L28 208V206L30 205V206H32V207H36V206H38L39 205V202H40V197L42 198V196H44L43 198H45V196H47V194L49 193H46V191H45V189L41 186V187H39V186H37V185H35L34 184V178H29V177H26L29 173H31L32 172V170H29V167H31L32 165H33V163H34V161L32 162V160L33 159H35V157H36V159H37V157H38V159L37 160H39V158H40V161L41 162H45V161H47V159H49V158H47V159H45V157L47 156H45L44 154H42V152H41V150L40 149H43L44 151L45 150H51L52 148H53V146H57V145H60L61 146V144L64 142V141H66V144H69L71 141H70V138H71V136H72V133H73V136L75 135L74 133H75V131H78V129L80 130L81 129V131H83V132H81L80 131V133H84L85 132V130L87 129H85V127H83V128H80L81 126H77L75 129H71V126H69V121H64L65 119H67V115H69L70 116V114H72L73 115V113L71 112V111H69V106L70 105H68L69 103H71L70 102V99H71V97L70 98H68L67 99V96H65V95H68V96H71V94L72 93H74L76 90L73 88V84L76 82V77L75 76H72V75H70L68 72H70V71H68L67 72V70ZM40 70L41 71H44L45 73H47V72H49V70H47V69H45V66L43 65L41 68H40ZM163 69H161L160 70V72L162 71ZM165 70V69H164ZM173 69H171V71H172ZM177 70V69H176ZM186 70V71H187ZM198 70V71H197ZM170 71V70H169ZM169 71H166V78H167V74L169 73ZM195 71H197V72H195ZM204 71L206 72V69L204 68ZM1 73H3L4 71H0ZM29 72V71H28ZM73 72H75L76 73V71H73ZM137 72V71H136ZM164 72V71H163ZM178 71H176V73H177ZM179 72H181V71H179ZM211 72V71H210ZM5 73V72H4ZM63 73V74H62ZM128 73V72H127ZM172 73V72H171ZM208 73V72H207ZM31 74V73H30ZM164 74H165V72H164ZM173 74H175V71H174V73ZM1 75V74H0ZM4 75H6V74H4ZM32 75V74H31ZM138 75H139V73H138ZM163 75V74H162ZM25 76V75H24ZM28 76H29V74H28ZM56 76H58V74H56ZM143 76V75H142ZM164 76V75H163ZM164 76V77H165ZM177 76H178V74H177ZM2 77V76H1ZM0 77V79H2L3 80V78H1ZM3 77H5V76H3ZM27 77V76H26ZM64 77V78H65ZM128 77V76H127ZM159 77H160V74H159ZM164 77H162V78H164ZM169 77H171V75L169 74ZM176 77V76H175ZM199 79H201V78H203L202 80H201V82L199 83V87L201 88V87H203L204 85L206 86V84H205V82H203V81H206V76H205V73H204V77H199V76H197ZM196 77V78H197ZM6 78V77H5ZM12 78V77H11ZM32 78H33V76H32ZM35 78V77H34ZM123 78V77H122ZM124 78H125V76H124ZM131 78V77H130ZM129 78V79H130ZM157 78V77H156ZM173 78V76L171 77V80H172V82L173 81H175V79L173 80L172 79ZM214 78V77H213ZM9 79V78H8ZM6 80V81H9V80ZM83 79V78H82ZM169 79V78H168ZM1 80V81H2ZM5 80V79H4ZM25 80V79H24ZM124 80V79H123ZM142 80V79H141ZM156 80V79H155ZM162 80V82L161 83H164L163 82V79H161ZM197 79H195V81H196ZM208 80V79H207ZM12 81V80H11ZM10 81V82H11ZM14 81V80H13ZM120 81V80H119ZM122 81V80H121ZM158 81V80H157ZM194 80H193V82H195ZM200 81V80H199ZM159 82H160V80H159ZM197 83H198V80L196 81ZM207 82V81H206ZM3 83V82H2ZM1 83V84H2ZM15 83V82H14ZM18 83V82H17ZM79 83V82H78ZM124 83H126V82H124ZM182 83H185V81H183ZM6 84V82L4 83V85ZM11 84V83H10ZM22 84V83H21ZM20 84V85H21ZM76 84V83H75ZM126 84H128V83H126ZM170 85H168L167 84V86L169 87V86H174V82L172 83V85H171V82L169 83ZM3 85V84H2ZM2 85H0V86H2ZM30 85V84H29ZM161 85H163L164 86V84H161ZM8 86H10V85H8ZM16 86V85H15ZM22 86H24L25 87V85H22ZM126 86V85H125ZM162 86V87H163ZM166 86V85H165ZM165 86H164V88H165ZM167 86H166V88L165 89H167ZM208 86V85H207ZM206 86V87H207ZM3 87V86H2ZM13 87V86H12ZM197 87V86H196ZM195 87V88H196ZM206 87L204 88V89H206ZM5 88V87H4ZM9 88V91H11L10 90V87H8ZM14 88V87H13ZM19 88V87H18ZM124 88V87H123ZM152 88V87H151ZM198 88V87H197ZM212 88V87H211ZM221 88V87H220ZM1 89V88H0ZM22 89H24V88H22ZM29 89V88H28ZM73 89H74V92H72L73 91ZM106 89V88H105ZM169 89H171V88H169ZM192 89H193V87H192ZM199 89V88H198ZM4 90V89H3ZM13 90V89H12ZM29 90H31V89H29ZM33 90V89H32ZM41 90V91H40ZM164 89L162 88L161 90H160V92H158L160 95H162L163 93H162V91H163ZM202 90V89H201ZM210 90V89H209ZM0 91H2V89L0 90ZM7 91H8V89H7ZM6 91V92H7ZM23 91V90H22ZM198 91H200V90H198ZM204 91H206V90H204ZM216 91V90H215ZM21 92V91H20ZM20 92H17L16 91V93H20ZM24 92V91H23ZM30 92V91H29ZM29 92H27L26 94H25V96H24V101H25V104L23 105H21L22 106V109H21V111H23L24 110V108H25V106H26V104L28 103V101L30 100L29 98H31L32 96H33V93H31L30 95H28V93ZM132 92H133V89H132ZM137 92V91H136ZM135 92V93H136ZM192 92H194V91H192ZM1 93V92H0ZM4 93V92H3ZM9 93V92H8ZM75 93H77V91L75 92ZM135 93H133V94H135ZM166 93H168V91L166 92ZM166 93H164V94H166ZM177 93V92H176ZM211 93L213 94V91H211ZM80 94V93H79ZM209 94V93H208ZM211 94V95H212ZM20 95H22V93H20ZM28 95V96H27ZM73 95V94H72ZM75 95V94H74ZM158 95V94H157ZM210 95V94H209ZM2 95H0V97H1ZM130 96V95H129ZM163 96V95H162ZM212 96H214V94L212 95ZM21 97V96H20ZM76 97H79L80 98V95L79 96H77L76 95ZM183 97H186V98H188V97H190V93H186L185 91H183V92H181V93H179V94H176V95H174V98L173 99H168V101L170 102V101H172V102H177V106H179L180 107V105H188V101L185 99V98H183ZM215 97H217V96H215ZM220 97V96H219ZM33 98V97H32ZM52 98H57V100H58V102L57 103H53V101H52ZM72 98H73V96H72ZM83 98H85V97H83ZM193 98V97H192ZM191 98V99H192ZM218 98V97H217ZM4 99V98H3ZM23 99V98H22ZM73 99H75V97L73 98ZM195 99V98H194ZM209 99H212L211 97L209 98ZM216 99V98H215ZM214 99V100H215ZM1 100H2V98H1ZM13 100V99H12ZM76 100V99H75ZM198 100V99H197ZM4 101V100H3ZM8 101V102H7ZM72 101H74V100H72ZM79 101H80V99H79ZM84 101V100H83ZM130 101V100H129ZM164 101V100H163ZM161 102L162 104H161V106H160V108L158 109V111H156V112H154L156 115H154V116H156V117H154V118H156L157 119V116L160 114V111H161V114H160V118H158L157 119V121H155V122H159L160 120H161V118H164V116L165 115H168V113H164L165 112V110L168 108L167 106H168V104L167 103H165V102ZM193 100H191L190 101V103L189 104H191V103H193V102H195V100L192 102ZM5 103H7V104H9V100L7 99V100H5L4 101ZM50 103V106H45L44 104L45 103ZM213 102H215V101H213ZM213 102H212V104H213ZM218 102V101H217ZM115 103V102H114ZM117 103V102H116ZM1 105H3L2 104V102L0 103ZM5 105V107L6 106H8V105ZM72 104L73 105H75V102L73 103L72 102ZM78 104V103H77ZM81 104H82V102H81ZM128 104V103H127ZM1 105H0V107H1ZM126 105V104H125ZM131 105V104H130ZM157 105H159V103H157V104H155L154 106H157ZM78 106V105H77ZM121 106V105H120ZM193 106V105H192ZM210 106V105H209ZM3 107H4V105H3ZM4 107V108H5ZM94 107H96V106H94ZM124 107H126L127 108V106H123L122 105V109L124 108ZM189 107V106H188ZM190 107H191V105H190ZM30 108V107H29ZM85 108V107H84ZM131 108H133V107H131ZM137 108V107H136ZM213 108V107H212ZM2 109V108H1ZM0 109V113H2V111L3 110H1ZM71 109V108H70ZM121 109V110H122ZM173 110H174V112H175V110H177V109H175V108H172ZM179 109V108H178ZM186 109H188L187 107H186ZM59 110H60V112H61V114H60V112H59ZM78 110V109H77ZM76 110V111H77ZM79 110H80V112H83L82 111V109L81 108H79ZM78 110V111H79ZM126 110V109H125ZM136 110H138V109H136ZM151 110V109H150ZM192 110V109H191ZM77 111V113H79ZM119 111V110H118ZM131 111H134V110H131ZM131 111H128V113H129V115H131V113H133L134 114V112H131ZM189 111V110H188ZM187 111V112H188ZM121 112V111H120ZM126 112V111H125ZM131 112V113H130ZM148 112H150V111H148ZM166 112H168V111H166ZM3 113H4V111H3ZM85 113V112H84ZM117 113H119V112H117ZM153 113V114H154ZM183 113V112H182ZM8 114V113H7ZM6 114V115H7ZM82 114V113H81ZM96 114V113H95ZM112 114V113H111ZM120 114V113H119ZM125 114V113H124ZM135 114H137V113H135ZM134 114V115H135ZM148 113H146V115H147ZM152 114V113H151ZM201 114V113H200ZM5 115V116H6ZM107 115H108V113H105V118L107 117ZM121 115H122V112H121ZM128 115V114H127ZM134 115H132V116H134ZM187 116H188V118L189 117H193V116H191V115H189V114H186ZM9 116V115H8ZM64 116H66V118H64V120H63V123H62V126H59L56 130H55V127H53L52 128V124H50L51 125V128L49 129V131H46V129L47 128H45V130L43 129V123L46 125L47 123H45V122H49V121H51V119H53L54 117H57V120L58 121H60V120H62L63 118L62 117H64ZM74 116V115H73ZM77 116V115H76ZM79 116H82V115H78V117ZM117 116V115H116ZM139 116V115H138ZM153 116V115H152ZM2 117V116H1ZM15 117V115L13 114V113H11L10 114V116L9 117H6V119H5V122L7 121V120H10V121H8V122H11L12 123V118H14ZM86 117V116H85ZM119 117V116H118ZM117 117V118H118ZM121 117V116H120ZM119 117V118H120ZM124 117H125V115H124ZM123 117V118H124ZM135 117V116H134ZM200 117V116H199ZM69 118V117H68ZM77 118V117H76ZM127 118V117H126ZM130 118V117H129ZM129 118H128V120H129ZM137 118V117H136ZM140 118V117H139ZM55 120H56V118H54ZM85 119H87L88 120V118H85ZM103 119V118H102ZM110 119V118H109ZM138 119V118H137ZM141 119V118H140ZM142 119H143V117H142ZM70 120V119H69ZM106 120V119H105ZM111 120H113V119H111ZM135 120V119H134ZM1 121H3V119L1 120ZM53 121V120H52ZM75 121V120H74ZM80 121H81V119H80ZM83 121H85V120H83ZM116 121V118L114 119V122ZM127 121V120H126ZM132 121V120H131ZM88 122V121H87ZM104 122V121H103ZM107 122H109V121H107ZM117 122V121H116ZM116 122H115V124H116ZM128 122V121H127ZM150 122V121H149ZM152 122V121H151ZM21 123L23 124L22 125V127L20 126L21 125ZM133 123V122H132ZM131 123V124H132ZM197 123V122H196ZM49 124H47V125H49ZM81 125L83 124L82 122L80 123ZM87 124V123H86ZM129 124V126H130V123H128ZM136 124H137V122H136ZM153 124V123H152ZM151 124V125H152ZM49 125V126H50ZM56 125V124H55ZM54 125V126H55ZM88 125H89V123H88ZM114 125V124H113ZM134 125V124H133ZM172 125V124H171ZM174 125V124H173ZM173 125H172V127H173ZM186 125V124H185ZM184 124H183V126L182 127H184L185 126ZM17 126H18V128H17ZM129 126H128V128H129ZM149 126V125H148ZM174 126H176V125H174ZM216 126V125H215ZM63 127V128H62ZM66 127V128H65ZM90 128H91V126H89ZM88 127V128H89ZM116 127V126H115ZM171 127V128H172ZM179 127V126H178ZM178 127L176 126V129L178 130ZM186 127V126H185ZM184 127V128H185ZM217 127V126H216ZM31 128V127H30ZM29 128V129H30ZM49 128V127H48ZM67 129L65 132H64V134H62L63 133V130L62 129ZM164 128V127H163ZM167 128V127H166ZM184 128H183V130H184ZM188 128V130H189V127H187ZM187 128H186V130H187ZM213 128H214V126H213ZM17 129H18V131H17ZM24 129H22V130H24ZM83 129H85V130H83ZM116 129V128H115ZM131 129H132V127H131ZM8 130V131H7ZM31 130H32V128H31ZM51 130H52V132H51ZM54 130H55V132H54ZM123 130V129H122ZM121 130V131H122ZM133 130V129H132ZM180 130H182V129H180ZM29 130H27L26 132H28ZM46 131V132H45ZM87 131H89V129L87 130ZM113 131V130H112ZM112 131H111V133H112ZM136 131V130H135ZM147 131H148V129H147ZM166 131V130H165ZM34 132H37V131H34ZM48 132V133H47ZM50 132V133H49ZM62 132V133H61ZM93 132V131H92ZM114 132V131H113ZM120 132V131H119ZM130 132V131H129ZM58 133H60L59 135H65V137H63V138H60V137H57V138H59V139H57L55 136L58 134ZM135 133V132H134ZM133 133V134H134ZM175 131H173V130H171L170 129V131H168L167 132V135H165L166 137H164L162 140H161V142L159 143V145L157 146L158 148H165L168 144H169V142L173 139V140H178V138H179V136L180 135H178V137L177 138H173L174 136H175ZM180 133H183V132H180ZM29 134H28V136H29ZM41 134V133H40ZM40 134H38V135H40ZM54 138H56V139H53L52 138V141H50L51 140V136ZM115 134V133H114ZM119 134L120 133H118V134H116L115 136L117 137H119ZM130 134V133H129ZM177 134H179V131L176 133V135ZM186 134V133H185ZM185 134H184V136H185ZM238 134V133H237ZM37 135V136H38ZM47 135H48V138H47ZM78 135V134H77ZM80 135V134H79ZM78 135V137H79V139L82 137H80ZM105 135V134H104ZM182 135V134H181ZM27 136V133L25 134V136H23L24 138L23 139H25V137ZM27 136V137H28ZM31 136V135H30ZM49 136H50V138H49ZM114 136V137H115ZM129 136V135H128ZM130 136H131V134H130ZM142 136H144V135H142ZM141 136V137H142ZM2 137V138H3ZM26 137V138H27ZM78 137H77V139H78ZM86 137L87 136H85V137H82L80 140L82 141V140H84V139H86ZM89 137V136H88ZM87 137V139L89 140V138ZM92 137H93V133H92ZM120 137H121V140H119L120 138H111V139H109V140H107V143H106V145L105 146H109V148H110V146H111V144L113 143V145L111 146L112 148H110V149H105V151H106V153H110L111 151L112 152H118V154L119 155H117V157L118 158H120V156H121V152H122V150L123 149H118V150H116L117 148H119L120 147V145H121V143L123 142H125V140H129V137H127V135H125V137H123V136H121L120 135ZM160 137V136H159ZM37 138V137H36ZM67 138H69V141H67ZM75 138H76V135H75ZM84 138V139H83ZM102 138V137H101ZM110 138V137H109ZM146 138V137H145ZM145 138H143L144 140H145ZM181 138V137H180ZM207 138V137H206ZM17 139H18V141H17ZM38 139V138H37ZM75 140V143H76V141H78V140ZM86 139V140H87ZM131 139V138H130ZM170 139V140H169ZM41 140V141H40ZM46 140H48V142H46ZM80 140L78 141V142H80ZM86 140H84V141H86ZM91 141H92V139H90ZM89 140V141H90ZM93 140H94V138H93ZM100 140V139H99ZM135 140V139H134ZM142 140V139H141ZM150 140V139H149ZM2 141H1V139H0V142L2 143ZM102 141V140H101ZM105 141V140H104ZM110 141V142H109ZM190 141V140H189ZM87 142V141H86ZM86 142H84V143H86ZM93 142V141H92ZM91 142V144L93 145V143ZM127 142V141H126ZM132 142V141H131ZM146 142V141H145ZM175 143H177L176 141H174ZM174 142L172 143L173 145H174ZM222 142V140H220V143L219 144H223V143H221ZM83 143V144H84ZM102 143V142H101ZM147 143H149V142H147ZM187 143V142H186ZM88 144V143H87ZM87 144H85L86 145V147L88 146ZM91 144H89V146H91ZM183 144V143H182ZM17 145V146H16ZM15 145V147H18L19 145L18 144H16ZM76 145H79V144H76ZM103 145V144H102ZM136 145V144H135ZM145 145V144H144ZM142 143H141V145H139V150H140V148H144V150H145V146H144ZM157 145V144H156ZM181 144H179V146H176L175 145V148L174 149H176V147H180L181 148V146H180ZM217 145V144H216ZM79 146H82V143H80V145ZM88 146V147H89ZM100 146V145H99ZM149 146V145H148ZM20 147V146H19ZM22 147V146H21ZM20 147V148H21ZM50 147V148H49ZM76 147H78V146H76ZM85 147V146H84ZM84 147H82L83 149H84ZM125 147V146H124ZM173 147V146H172ZM64 148V147H63ZM80 148L81 147H79V148H77V149H79L80 150ZM81 148V149H82ZM101 148V147H100ZM120 148H123V146L122 147H120ZM132 148H134V150L135 151H137L136 150V148L135 147H132ZM180 148H177V150L179 149L180 150ZM62 149V148H61ZM61 149H60V151H61ZM68 149H69V147H68ZM73 149V148H72ZM72 149H69V150H72ZM116 151H115V150ZM126 149V148H125ZM124 149V150H125ZM130 149V148H129ZM184 149V148H183ZM38 150V151H37ZM40 150V151H39ZM54 150V149H53ZM62 150H64V149H62ZM87 150H88V148H87ZM96 150V149H95ZM94 149H93V151H95ZM123 150V151H124ZM147 150V149H146ZM158 150V149H157ZM78 150H76V152H77ZM82 151V150H81ZM97 151H99V149L97 150ZM130 151V150H129ZM49 152V151H48ZM53 152V151H52ZM66 152V151H65ZM70 152V151H69ZM69 152H68V155H69ZM80 152V151H79ZM101 152V151H100ZM103 152V151H102ZM154 152H156V151H154ZM163 154H164V152L163 151H161ZM168 152V151H167ZM170 152V151H169ZM168 152V153H169ZM39 153H41V154H39ZM47 153V152H46ZM67 153V152H66ZM78 153V152H77ZM76 153V154H77ZM82 153V152H81ZM95 153V152H94ZM105 153V152H104ZM125 153V152H124ZM138 153V156L140 155L139 154V152H137ZM137 153L135 154V155H137ZM167 153V154H168ZM172 153V152H171ZM25 154V155H24ZM48 154V153H47ZM61 154H63V153H61ZM61 154H59L60 156H61ZM75 153L73 154V156L74 155H76ZM84 154V151H83V153H82V155ZM100 154V153H99ZM117 154V153H116ZM126 154V153H125ZM148 154H150V151H148ZM158 154H159V150H158ZM162 154V155H163ZM54 155V154H53ZM58 155V154H57ZM64 155V154H63ZM70 155H71V153H70ZM85 155V154H84ZM104 155V154H103ZM130 155V154H129ZM133 155H134V152L132 151V154H131V156L132 157H130V160L133 158ZM161 154H160V156H162ZM76 156H78V155H76ZM90 156H91V154H90ZM93 156H94V154H93ZM100 156H102V155H100ZM113 156V155H112ZM123 156V155H122ZM138 156H136L135 157V162L137 161V159H138ZM169 155H167V157H168ZM219 156H220V154H219ZM222 156V155H221ZM220 156V157H221ZM19 158V165L18 166H20V167H22L21 169V171L19 170V168H15L14 166H17V164L15 163H10V162H12L15 158ZM42 157V158H41ZM50 157V156H49ZM63 157V156H62ZM64 157H67V156H65L64 155ZM75 157V156H74ZM79 157V156H78ZM86 158L88 157V156H85ZM85 157H80V160H81V158H82V161L87 165V160H84V159H86ZM115 157V156H114ZM117 157H116V159H117ZM124 157V156H123ZM141 157V156H140ZM149 158H151L150 156H148ZM146 158V161L149 159V158ZM163 157V156H162ZM173 157V156H172ZM16 158V159H17ZM53 158V160H54V158L55 157H52ZM58 158V157H57ZM104 158V157H103ZM102 158V159H103ZM106 158V159H105ZM105 158H104V160L106 161V160H108V158H107V156L105 155ZM184 158V157H183ZM56 159V158H55ZM63 159V158H62ZM74 158H72L71 157V160H73ZM76 159V158H75ZM74 159V160H75ZM78 160H76L75 162H79V158H77ZM88 159V158H87ZM98 159H99V156H98ZM101 159V158H100ZM152 159V158H151ZM1 160L3 161L2 163H1ZM6 160V161H5ZM36 160V161H37ZM58 160H59V158H58ZM67 160L68 161H70V159H68L67 158ZM127 160H129V157H128V159ZM139 160V159H138ZM141 160V159H140ZM156 160V159H155ZM191 160V159H190ZM17 161H18V159H17ZM16 161V162H17ZM39 161V162H40ZM81 161V162H82ZM99 161H101V160H99ZM104 161V162H105ZM152 161H154V158H153V160ZM171 161V160H170ZM169 161V162H170ZM179 161V160H178ZM5 162H9V165H7V164H5ZM38 162V161H37ZM73 162V161H72ZM78 162H77V164H78ZM80 162V163H81ZM83 162H82V164H83ZM125 162V161H124ZM127 162V161H126ZM129 162V161H128ZM131 162V161H130ZM151 163V164H153L150 160L149 161H147V163ZM174 162V161H173ZM190 162V161H189ZM48 163V162H47ZM46 163V164H47ZM45 164V165H46ZM50 164V163H49ZM59 164V163H58ZM65 164V163H64ZM63 164V165H64ZM67 164V166H68V162L66 163ZM66 164H65V166H66ZM81 164V165H82ZM90 164V163H89ZM95 164V163H94ZM105 164V163H104ZM109 164V163H108ZM116 164V163H115ZM157 164V163H156ZM55 165V164H54ZM73 165V164H72ZM80 165V166H81ZM97 165H98V163H97ZM123 165V164H122ZM126 164H124V166H125ZM130 165V164H129ZM145 166H147L146 164H144ZM187 165V164H186ZM41 166H42V164H41ZM51 166H53V165H51ZM50 166V167H51ZM56 166V165H55ZM94 166V165H93ZM100 166V165H99ZM133 166V165H132ZM135 166V165H134ZM145 166H143L144 168L143 169H141L139 172H138V175H137V179H136V184L134 183V189H132V190H134V193L133 194H131L132 196H134V197H136V199L134 200V201H132V203H130L131 201H130V198H129V203L130 204H137V203H139V202H141V201H139V199H141V198H139V197H144V195H145V191H148L149 190V188L147 187V189L146 188H143V186H142V189H138L139 188V183H137V182H140V183H143L142 185H145L146 186V182H147V175H149V174H147L148 173V171L146 170L147 169V167H145ZM47 167V166H46ZM69 167V166H68ZM75 167V166H74ZM24 168V169H23ZM72 168V167H71ZM121 168V167H120ZM37 169V168H36ZM42 169H44V167L42 168ZM116 170H117V168H115ZM165 169V168H164ZM73 170V169H72ZM89 170V169H88ZM123 170V169H122ZM126 170V169H125ZM124 170V171H125ZM39 171V169L38 170H36L35 172H33V173H36V172H38ZM67 171V170H66ZM76 171H78L77 169H76ZM114 171V170H113ZM53 172V171H52ZM68 172V171H67ZM79 173H80V171H78ZM117 171H115V173H116ZM121 171H119V174H121L120 173ZM167 172V171H166ZM56 173V172H55ZM58 173V172H57ZM69 173H71V171L69 172ZM76 172H75V170H74V173H72V174H75ZM111 173V172H110ZM118 173V172H117ZM126 173V172H125ZM127 173H129V172H127ZM126 173V174H127ZM184 173V172H183ZM59 174H61V173H59ZM66 174H68V173H66ZM66 174H64V175H66ZM124 174V173H123ZM151 174V173H150ZM242 174V173H241ZM14 175H19V177H25V178H29V180H23V179H19L20 181H15L13 178L11 179V181H10V179L8 178V177H11V176H14ZM76 175H77V173H76ZM75 175V176H76ZM85 176H86V174H84ZM129 175V174H128ZM131 175V174H130ZM135 175V174H134ZM63 176V175H62ZM132 176V175H131ZM131 176H129V177H127V175L125 176V175H123V177L122 178H120L119 177V182H120V184H117V185H115V182H114V187H110L111 189H112V191L110 192L109 191V193L110 194H108L110 197H114V196H118V195H123V194H125V193H127V188H125L126 186H128V184L127 183H130L129 181L132 179L133 180V177L131 178ZM6 177L9 179V181L10 182H5V180H7L6 179ZM77 177V176H76ZM75 177V179L77 180V178ZM80 177V176H79ZM82 177V176H81ZM80 177V178H81ZM124 177H127L129 180H126V179H124ZM191 177V179L192 180H194V182H195V180H196V174H193V175H191L190 176ZM42 177L41 176H39L38 177V179H41ZM86 178V180H87V177H85ZM92 178V177H91ZM131 178V179H130ZM159 178V177H158ZM163 177H161V179H162ZM67 178H63L62 179V181L64 182V184H70V186L69 185H63V184H61V185H59L58 187H57V189L56 190H54L55 191V194L54 195H59L58 197L61 199L62 198V200L65 202L66 201V198H65V196L63 195V194H61V193H59L58 194V190H59V188H61L59 191H63V193H68L69 195H71V206L74 208V210L72 211V213H71V216L72 215H75V217H76V215L77 216H79V215H83V216H88V218H91V224L92 225H89V226H87V230L88 229H90V231H91V229L93 228V230H95L94 229V227L95 228H97V227H99L98 225L100 224V222H99V217H100V219H101V224H100V226H104L105 224H106V221L107 220H111V219H113L114 218V215L115 214H118V212H120V213H123L124 212V209L122 208V210L121 211H112V212H109V211H105V209H104V205H103V202L101 201V195H102V192L103 191H101V190H99V192H98V194H97V200H96V207L98 208V212L99 213H97V214H95V213H93L92 215L90 214V208H92L93 206H95L94 204L95 203H93L94 202V200L91 202V200L90 201H87V203H86V206L84 207H81L82 206V204L83 203H81V199L80 198H77V196L73 193V191H72V188H74V187H77L78 186V184L79 183H81V181H76L75 179H74V177H73V179L72 178H70V177H68V180H66ZM164 179V178H163ZM191 179H189V180H191ZM12 180H14V181H12ZM58 180H59V178H58ZM61 180V179H60ZM131 180V181H132ZM23 181H24V183L26 182V184H23ZM85 181V180H84ZM118 181V180H117ZM149 181V180H148ZM159 181H160V179H159ZM13 182V183H12ZM47 182V181H46ZM51 182V181H50ZM49 182V183H50ZM66 182V183H65ZM164 182V181H163ZM171 182V181H170ZM169 182V183H170ZM56 183V182H55ZM102 183V182H101ZM105 184H106V182H104ZM168 183V182H167ZM239 183V182H238ZM47 184V183H46ZM45 184V185H46ZM54 184V183H53ZM112 184V183H111ZM171 184V183H170ZM191 184V183H190ZM192 184H194V183H192ZM56 185V184H55ZM141 185V184H140ZM198 185V184H197ZM73 186V187H72ZM110 186V185H109ZM162 186H164V183L162 184ZM173 186V185H172ZM49 187V186H48ZM47 187V188H48ZM70 187H72L71 189H69ZM197 187V186H196ZM36 188H39V189H36ZM52 188V187H51ZM53 188H55V187H53ZM156 188V187H155ZM160 188H162V187H160ZM168 188V185H167V187H165V192H166V189ZM15 189H17V188H15ZM36 189V190H35ZM102 189V188H101ZM137 189L139 190V191H137ZM144 189H146V190H144ZM18 190V189H17ZM49 190V189H48ZM162 190V189H161ZM160 190V191H161ZM29 191H34L35 192V194H33V193H29ZM52 191V190H51ZM105 191V190H104ZM130 190H128V192H129ZM133 192V191H132ZM131 192V193H132ZM137 192V193H136ZM156 192V191H155ZM157 193V192H156ZM162 193H164V192H162ZM161 193V194H162ZM193 193V192H192ZM13 194H15V192L13 193ZM50 194V193H49ZM53 193H51L50 195H52ZM137 194H138V197H137ZM146 194H147V192H146ZM160 194V193H159ZM165 194V193H164ZM196 194V193H195ZM228 194V193H227ZM95 195V194H94ZM100 195V196H99ZM107 195V196H108ZM127 195H128V193H127ZM166 195V194H165ZM40 196V197H39ZM62 196V197H61ZM130 196V195H129ZM161 196H163V195H161ZM57 197V196H56ZM55 197V198H56ZM123 197V196H122ZM134 197H133V199H134ZM168 197V196H167ZM178 197V196H177ZM188 197H189V201H194L193 200V198H194V195H188ZM49 198V197H48ZM51 198V200H52V196L50 197ZM49 198V199H50ZM82 198V197H81ZM124 198V197H123ZM126 198V197H125ZM124 198V199H125ZM49 199H46L47 201H50ZM54 199V198H53ZM21 200H23V199H21ZM56 200H58V199H55V201ZM67 200H70V198H68ZM120 200V199H119ZM119 200H118V198H112L111 200H110V202L108 203V205L110 206H112V205H114V204H117V203H119ZM126 200V199H125ZM152 200H154V199H152ZM77 201H78V203L80 204H77ZM146 201V200H145ZM36 202V203H35ZM51 202V201H50ZM52 202H54V201H52ZM57 202L58 201H56V202H54V204L53 205H51V203L49 204V205H51V207L52 206H56V204H57ZM63 202V203H64ZM135 202V203H134ZM150 202H152V201H150ZM182 202V201H181ZM49 203V202H48ZM123 203V202H122ZM127 203V202H126ZM155 203V202H154ZM21 204V203H20ZM76 204V205H75ZM135 204V205H136ZM139 204H141V203H139ZM142 204H144L143 203V200H142ZM149 204V206L152 204V203H148ZM85 205V204H84ZM147 204H145V205H139L140 206V208H142L141 206H146ZM224 205V204H223ZM126 206V205H125ZM132 206V205H131ZM139 206H134L133 205V207L132 208H136V210H137V208L139 209ZM1 207H8L7 206V203L5 202V201H0V215L2 214L3 216H6L5 215V208H1ZM148 207V206H147ZM147 207H143V208H147ZM181 207V206H180ZM225 207V206H224ZM16 208H20L18 205H17V207ZM31 208V207H30ZM39 208H41V207H39ZM69 208V207H68ZM129 208V207H128ZM143 208L142 209H140L141 211H142V213H143ZM21 209V208H20ZM95 209V208H94ZM36 210V209H35ZM62 210H63V208H62ZM109 210V209H108ZM125 210H126V208H125ZM150 210H152V209H150ZM150 210L148 209H145V218H147L148 216H150V215H153V213H151L150 212ZM177 210V209H176ZM176 210L174 211V210H168V211H166V212H162V213H158L157 215V217H159V219H162V220H164V219H167V218H170L171 219V216H173V214H174V212H176ZM49 211V210H48ZM131 211V210H130ZM137 211H139V210H137ZM137 211H135V213L134 212H132L133 213V217L131 216V213H128V215H130L131 216V218L129 217V219H127V221L126 222H123V223H121L120 222V220L118 221V222H120V223H113V222H115L116 220L115 219H113V222L112 221H108L109 222V224H107V225H110V226H108V227H106V231H104L105 233H106V235H107V238H108V235L110 236L108 239H110V241L112 240H116L115 242H114V245H118L119 247H121V251H120V253H117L116 251H113V252H111L110 253V251H112V250H109V252H107L106 253V258L107 259H105L107 262H109L110 260H112L113 259V263H111V261H110V263L109 264H114V263H117V264H122V263H125V264H223V254L221 255V256H219V257H222V259L220 260V262H218V260L216 259V258H218V257H216V255H212V252H210V250H209V246L207 245V241H209V243H210V240H209V238L211 237V236H214V235H217V239H218V237H220V243H219V241H218V245H216V246H218V250L217 251H222L223 252V249H225V247L223 246V235L221 234L224 230L223 229H226V224L225 223H223L222 221H221V218H219L217 215H215V214H213V212H211V211H209V210H207V211H186L185 210V212H187V213H184L183 215H181V217L179 216V218H181L182 219V217H184V218H186V219H189V221H186V222H184L183 221V223H181V220L179 219L177 222H176V220L174 221L175 223H168L167 221V225H165L166 226V228L165 229H160L159 227H158V225L157 226H155V225H143V221H144V217H143V219L141 218V217H139L140 215H143L142 213L139 215V216H136V212ZM165 211V210H164ZM247 211V210H246ZM43 212V211H42ZM69 212V211H68ZM179 212V211H178ZM262 212V211H261ZM182 213V212H181ZM137 214H139L138 212H137ZM45 215H47V213L45 214ZM51 215V214H50ZM177 215V214H176ZM176 215H174V216H176ZM245 215V214H244ZM41 216V215H40ZM123 216H125V215H121V217H123ZM199 216V217H198ZM17 217V216H16ZM120 217V218H121ZM156 217V218H157ZM196 217H198V218H201V219H203V220H211V221H213L214 223H217V225H216V227H215V230H214V232H213V230H212V234H210L209 232H206V231H202L203 233V238H205V240H206V245H203V244H205V243H201V241L199 240V236L197 235L198 233H197V231H191V228L189 229V226L191 225V224H193L198 218H196ZM1 218H2V216H1ZM4 218V217H3ZM76 218H78V217H76ZM118 218V217H117ZM177 219H178V217H176ZM259 218V217H258ZM47 219V218H46ZM49 219V218H48ZM24 220V219H23ZM29 220V219H28ZM50 220V219H49ZM126 220V219H125ZM143 220V221H142ZM145 220H147V219H145ZM157 220V219H156ZM194 221V222H192V221ZM160 221V220H159ZM27 222V221H26ZM98 222H99V224H98ZM113 224H112V223ZM147 222V221H146ZM145 222V223H146ZM254 222V221H253ZM31 224H33L34 222H32V220H31V222H30ZM111 223V224H110ZM191 223V224H190ZM195 223H197V222H195ZM194 223V224H195ZM201 223V222H200ZM200 223H198V225L200 224ZM251 223V222H250ZM15 224H16V222H15ZM23 224V223H22ZM31 224H29V225H31ZM165 224V223H164ZM245 224V223H244ZM10 225V224H9ZM12 225V224H11ZM19 225V224H18ZM21 225V224H20ZM19 225V226H20ZM27 225V224H26ZM94 225V226H93ZM202 225V224H201ZM228 225V224H227ZM252 225V224H251ZM14 226V225H13ZM55 226V225H54ZM160 226V225H159ZM203 226V228H204V230H209L210 228H211V226L210 225H208V224H204V225H202ZM22 227H24V226H22ZM67 227V226H66ZM102 227H101V229L100 228H98L99 230H97L96 232H95V237H94V235L92 236V234H91V239H93V237H94V239L93 240H95V244H96V246H94V244L92 243V242H89L90 240L89 239H86L85 237H83L82 239L80 238L79 239V242L81 243V244H83V245H86V246H88L87 245V243L89 244H92V247H91V249L92 250H94L93 252H87V251H83V250H81L80 248H78L79 250H81V251H83V252H86V253H95L96 252V250H97V244H98V241H100L101 240V235H100V233H101V231L105 228H103L102 229ZM161 227V226H160ZM192 227V226H191ZM194 227V226H193ZM199 227V226H198ZM249 227H250V224H249ZM252 228H250L248 231V235L247 236H242V238L241 237H239L238 239H240V240H238L237 238L235 239V241H234V243L233 244H236L235 246H234V251H231V252H229V253H227L228 255H237L238 257L239 256H241V254H243V252L244 253H246L247 251H245L244 250V248H245V245H248L249 246V243L247 242L248 241V239H251L250 237L251 236H255L254 238H257V237H259V232L260 233H264V223L262 222V223H258V224H256L255 223V225H253V226H251ZM119 229V232H120V235H119V232L116 234L115 232L116 231H114L115 229L118 231V229ZM40 229V228H39ZM47 229V228H46ZM196 228H194V230H195ZM51 230H53V229H51ZM55 231V230H54ZM54 231H52V232H54ZM51 232V233H52ZM65 231H61V232H59V235H61V234H65L64 233ZM226 232V231H225ZM46 233H48V230L47 231H45L44 232V235H46ZM89 233H91V232H88L87 231V234H89ZM115 233V234H114ZM250 233V234H249ZM57 234V233H56ZM104 234V233H103ZM122 234V235H121ZM208 234H210V235H208ZM256 234H258V236L256 237ZM55 235V234H54ZM90 235V234H89ZM105 235V234H104ZM63 236V235H62ZM197 236H198V238H197ZM105 237V236H104ZM234 237H236V236H234ZM106 238V239H107ZM172 240H171V239ZM247 239V241H245L244 239ZM264 238V237H263ZM212 239H215V238H212ZM211 239V240H212ZM258 239V238H257ZM261 239V238H260ZM198 240H199V243H198ZM251 240H253V238L251 239ZM92 241V240H91ZM145 241H149V242H153V243H155L156 245H152V247L150 246V244H147ZM254 241H257V240H255L254 239ZM103 243V242H102ZM111 243H113V242H110L109 244H111ZM169 243V244H168ZM260 242H258V244H259ZM123 245V246H121V245ZM105 245V244H104ZM104 245L102 244V246L104 247ZM191 245H195V247L193 248L192 247V249H191ZM169 247V248H171V249H168L167 247ZM247 246V247H248ZM75 247V246H74ZM82 247V246H81ZM110 247V246H109ZM149 247H151V249L152 250H154V252H152V250H149ZM224 247V248H223ZM229 247V246H228ZM228 247H226V248H228ZM105 248H106V246H105ZM117 248V247H116ZM221 248V249H220ZM264 248V247H263ZM263 248H262V251H263ZM259 249V248H258ZM107 250V249H106ZM117 250V249H116ZM192 250V251H191ZM196 251V252H195ZM250 251V250H249ZM262 251H260V252H262ZM259 252V250H257V253L259 254L260 253ZM104 253H105V251H104ZM194 253L196 254V255H194ZM256 253V252H255ZM159 254H161L160 256V258H159V256H157V255H159ZM261 254V253H260ZM191 255V256H190ZM227 255V256H228ZM248 255V254H247ZM103 253H102V258H103ZM127 256H128V258H127ZM162 256H163V258H162ZM225 256V255H224ZM261 256V255H260ZM105 257V256H104ZM245 258V256L244 257H242V259H244ZM253 258H254V260H256V258L253 256ZM241 259V261H242V264H244L245 262H244V260H242ZM253 259H252V261H254ZM101 261H103L102 259H101ZM101 261H99V262H97V263H93V264H101L100 262ZM226 261H228V260H226ZM240 261V260H239ZM104 262V261H103ZM121 262V263H120ZM257 262V261H256ZM233 263V262H232ZM237 263V262H236ZM241 263V262H240ZM248 263V262H247ZM246 263V264H247ZM253 263H255V262H253ZM252 263V264H253ZM71 264H73V263H71ZM225 264V263H224ZM237 264H239V263H237Z\"/></svg>",
  "mask_w": 264,
  "mask_h": 264
},
{
  "label": "crops",
  "instance_id": "3",
  "mask_svg": "<svg viewBox=\"0 0 264 264\" xmlns=\"http://www.w3.org/2000/svg\"><path fill=\"white\" fill-rule=\"evenodd\" d=\"M26 1V0H25ZM25 1L24 0H20L19 2H18V4H15L14 6H12L13 8H10L9 9V7H7L6 9H4V10H6L7 11V14H5V12H4V10H3V12H2V15H0V57H2V54L3 53H5V52H7L8 53V51L12 48V47H14V48H17L19 51H18V54L15 56V58L11 61V65L10 66H8V68L6 69V65H7V61H6V63H3L2 65H0V71H5V73H1L0 72V77L1 78H3V80L2 79H0V85H2V86H0V88L2 89V91H0L1 93H0V95H2L1 97H0V103L2 102V104L4 105V107H5V105L7 104V103H5L4 101L5 100H9V104H7L8 106H6L5 108L3 107V105H1V107H0V109L1 110H3L4 111V113H3V111H2V113H0V118H1V120L3 119H6V117H9L10 116V112L11 111H14V113H17V111L15 110V108H17V106H18V101L20 100H24V96H25V94L27 93V92H29L28 93V95H30L31 93H35L36 91H32V89L34 88V86L36 87L37 86V81L38 80H36L34 77H35V69H37V66H38V64L40 63V65L42 64V60H47L49 63L51 62V60L53 59V57L52 56H49V53L50 52H45L44 53V51H42L43 49V47L44 46H46V48H47V51H48V49L49 48H51L52 46V44H51V41H50V44H49V42H47L48 40H47V38H49L50 37V34H49V37H48V32H51V30L53 29V28H51V26L50 25H54V29H53V32H52V34H51V38H53V36H57V32H58V30L56 31V27H57V29H58V26L60 25V23H61V25H60V28H61V26H62V21L60 20L61 18H59V19H56L55 20V22L53 23L52 21H50V18H51V16H50V10L48 11V9L45 11V14L43 15V14H41V16H40V20H39V16L37 15V13L39 14V9H38V6H37V4L38 3H36L37 1L36 0H27L26 1V3H25ZM32 1V3H30ZM29 2V3H28ZM151 2H152V0L149 2V0H146V2L145 3H148V4H151ZM22 4L23 3V5H20V4ZM161 4H162V2H160ZM25 4H27L26 6H25ZM29 4V5H28ZM33 4V5H32ZM153 4V3H152ZM152 4L151 5H146V7H145V10H144V8H143V10H138L137 9V13H138V18H136V19H139V14L140 13H146V11H147V7L150 9L151 7H152ZM143 5H144V3H143ZM163 5V4H162ZM138 6V5H137ZM14 7L16 8V9H14ZM62 7H63V5H62ZM25 8V9H24ZM36 8H37V10H36ZM23 9L25 10V12L23 11ZM32 9V10H31ZM35 10V11H34ZM176 10V11H175ZM19 12V13H18ZM28 12H29V14H28ZM49 12V13H48ZM135 12V13H136ZM171 12H172V14L174 15V19H173V25H174V28H176V30H177V27H178V29L179 30H177L176 31V33H178V34H180V35H182L181 37H184V36H186L185 37V39H180V40H178L177 41V43H181V44H186L190 49H192V50H185L183 47H181L180 45H177V46H174L175 48H173V49H171V51L170 52H168L167 54H169V55H167L168 57H166L165 59L164 58H162V59H158L157 60V67L158 68H160V69H163L162 71H161V73H160V77H158V84H157V86H158V88H159V90H161L162 88L164 89L163 91H162V95L164 96V93H166L168 90H169V87L170 88H173V86H167V84L168 85H170L169 83L171 82V84L174 82V85H175V83H178L179 82V75L177 76V74H179V73H181V72H185L186 70H187V68H184L183 69V67L184 66H186V65H188V64H190V63H192L193 62V60H194V58H195V55H196V53H197V51H199V49H201V47H202V45H203V41H202V33L201 32H197V34H198V40H199V44L198 43H196V41H195V39H196V35L194 36V29H195V27H194V25H193V28L192 27H187L188 29H184V31L183 30H181L182 28H180V25L183 23V20H184V23H187V25H188V23H190V21H192L193 19H196V17H199L200 16V14H196V15H190L189 13H185V15H181L180 16V14H179V16H178V11H177V8H175V6H173L172 7V10H171ZM25 13V14H24ZM47 13V14H46ZM136 13V14H137ZM27 14V15H26ZM188 14V15H187ZM2 16V17H1ZM38 16V17H37ZM45 16V17H44ZM47 16H49V17H47ZM62 16H63V14H62ZM61 16V17H62ZM68 17V16H67ZM178 17V18H177ZM185 17V18H184ZM44 18V19H43ZM38 19V20H37ZM135 19V21H137V23H139L140 25H145L146 23H147V21L146 20H141L142 22L140 23V21L138 22V20H136ZM168 19H170V18H168ZM167 19V20H168ZM177 19V20H176ZM28 20V21H27ZM37 20V21H36ZM48 20V22L47 23H45L44 21H47ZM58 20H60V21H58ZM66 20H68V19H66ZM66 20L64 21L63 20V22H64V28L66 27H68L67 25H65L67 22H66ZM176 20V21H175ZM42 21H43V23H42ZM135 21H134V23H135ZM164 21V20H163ZM37 22H38V24H37ZM40 22H41V24H40ZM143 22H145V23H143ZM36 23V24H35ZM58 23V24H57ZM143 23V24H142ZM177 23V24H176ZM44 24H45V27L47 26L48 27V25H49V27H50V31H49V27L48 28H44ZM130 24V23H129ZM166 24V23H165ZM58 25V26H57ZM7 28H6V27ZM28 26V27H27ZM32 26V27H31ZM1 27H2V29H1ZM30 27V28H29ZM6 28V29H5ZM5 29V30H4ZM11 29V30H10ZM41 29H43L42 31H44V29H46L45 31H44V33H41L40 34V36H38L37 35V33H39L40 32V30ZM193 29V30H192ZM4 30V33L2 32V31ZM10 30V31H9ZM17 30V31H16ZM20 30H22L23 32H20ZM37 30H39V32H37ZM93 30H94V28H93ZM7 31V32H6ZM12 31H14V36H10L11 35V33L10 32H12ZM16 31V32H15ZM18 31L20 32L19 33V35H20V37L22 38V39H29V38H31V44H30V46L28 45V44H26V43H24V45L23 44H17V40H16V37H17V35L16 34H18ZM54 31H56L55 33H54ZM168 30H165V32H167ZM183 31V32H182ZM188 31H190V32H188ZM142 33V30L141 29H139V31H138V34L139 33ZM172 32H174V31H172ZM13 33V32H12ZM22 33V34H21ZM47 33V34H46ZM175 33V34H176ZM6 34V35H5ZM36 34V35H35ZM45 34V35H44ZM189 34H193L192 36H187V35H189ZM33 35H35V36H33ZM47 35V36H46ZM62 39H61V42H60V45L63 43V41L65 40V38L67 37V40L65 41V42H67L68 41V39H69V34L66 32V30L65 31H62ZM66 35V36H65ZM9 36L11 37L10 38V41H9ZM44 36H45V38H44ZM25 37V38H24ZM32 37H33V39H32ZM54 37V38H55ZM36 39V41H35V39ZM41 38V39H40ZM42 38H44L45 39V42H41V40H42ZM50 38V40H52ZM53 38V39H54ZM161 38V37H160ZM190 38L192 39L191 40V42H190ZM3 39H7L5 42H3ZM40 39V40H39ZM216 39V38H215ZM21 40V39H20ZM34 40V41H33ZM38 40V41H37ZM42 41H44V40H42ZM69 41H73V38H70L69 39ZM155 39L154 40H151V43H150V45H148L147 44V46H146V49H147V51H148V55H150L151 57H153L155 60H156V56H158L159 57V55H160V53H159V50L160 49H163V48H166V47H169V48H172V47H170L169 45H166V46H163V47H160V46H158L159 45V43L158 44H154V45H152V42L153 43H155ZM164 41V40H163ZM168 41H171V40H168ZM183 41V42H182ZM14 42V43H13ZM16 42V43H15ZM35 42V43H34ZM56 42V40H54V43ZM165 42V41H164ZM194 42L196 43V44H194ZM6 43V45H4ZM139 43V44H138ZM141 43H142V41H141ZM140 42H139V36H138V40L136 41V42H134L133 44H135L136 45V48H137V46H142V44H141ZM15 44V45H14ZM41 44V45H40ZM160 44H162V42L160 43ZM191 44H192V47H190L191 46ZM198 44V45H197ZM23 45V46H22ZM199 45H201V47H199ZM109 46H111V45H109ZM197 46L199 47V48H197ZM9 47H11V48H9ZM56 47H58V45L57 46H55V48ZM132 47L133 48H135L133 45H132ZM180 47H181V49H180ZM9 48V49H8ZM109 48H111V47H108V49ZM149 48V49H148ZM150 48H151V51H150ZM5 49V50H4ZM40 49H42V50H40ZM57 49H59V50H61L62 48H57ZM56 49V50H57ZM140 49H141V47H140ZM193 49H195V50H193ZM197 49V50H196ZM51 50V49H50ZM3 51V52H2ZM11 51V50H10ZM63 51V50H62ZM154 51V52H153ZM156 51V52H155ZM173 51H174V54H176V55H178V54H182V55H184L185 56V59H183V57L182 58H177V56L176 55H174L175 57V60H173L174 58L172 57L173 56ZM194 51V52H193ZM37 52H39V54L36 56L35 54L37 53ZM58 53H59V55L61 54L59 51H57ZM63 52H65V51H63ZM176 52V53H175ZM189 52H191V53H189ZM193 52V53H192ZM69 52L67 51V54H68ZM25 54V55H24ZM29 54H30V56H29ZM54 56H55V58H56V62L58 61V64L60 65V66H63L62 65V63H66V58L63 60V58H62V56L60 55V56H58L55 52H53L52 53ZM192 54V55H191ZM18 55H22L21 57H22V59L20 58V56H18ZM18 56V57H17ZM162 56V55H161ZM171 56V57H170ZM45 58H48V59H45ZM55 58H54V60H55ZM168 58V59H167ZM169 58H173L172 60H169ZM2 58H0V60H1ZM16 60V61H15ZM21 60V61H20ZM63 60V61H62ZM165 60H166V62H165ZM182 60V61H181ZM53 61V60H52ZM174 61L175 62H177V64L175 65L174 64ZM184 61V63H182ZM133 63H135L134 61H132L130 64V66L131 67H133ZM162 63H163V65H164V67L162 66ZM179 63L180 64H183V65H181V66H179V67H177V65H179ZM16 64H18L17 66H19V67H17L16 66ZM161 64V65H160ZM175 65V68L172 66V65ZM13 65V66H12ZM160 66V67H159ZM64 68L65 69H68V68H66V66H65V64H64ZM165 69V70H164ZM171 69H173L172 71H171ZM177 69V70H176ZM52 70V69H51ZM170 70V71H169ZM29 71V72H28ZM68 71H70V72H68ZM73 71H75V69H68L67 70V72L70 74V75H72V76H75V77H77L78 78V75H76V73L75 72H73ZM165 72V74H164V72ZM166 71H169V73L167 74L168 76H167V78H166V76L164 77V78H161V77H163L162 76V74L163 75H166ZM175 71V74H173V73H171V72H174ZM176 71H178L177 73H176ZM179 71H181V72H179ZM32 75H31V74ZM4 74H6V75H4ZM28 74H29V76H28ZM51 76H48V75H46V77L43 75V77H44V84L46 83L47 84V86L46 87H48L49 89H51V84H53L54 82H55V80L56 79H53V80H51V77L54 75L53 74V72H51ZM63 74V73H62ZM169 74L171 75V77L173 76V80L175 79V81H173L172 82V80H171V77H169ZM25 75V76H24ZM3 76H5V77H3ZM27 76V77H26ZM32 76H33V78H32ZM159 76V75H158ZM176 76V77H175ZM12 77V78H11ZM42 77V76H41ZM9 78V79H8ZM169 78V79H168ZM5 79V80H4ZM9 80V81H6V80ZM25 79V80H24ZM136 79H137V81H139V77L137 76L136 77ZM161 79H163V82L164 83H161L162 82V80ZM2 80V81H1ZM12 80V81H11ZM14 80V81H13ZM42 80H43V78H42ZM42 80H40V82L42 81ZM78 80V79H77ZM159 80H160V82H159ZM11 81V82H10ZM3 82V83H2ZM6 82V84L4 85V83ZM15 82V83H14ZM18 82V83H17ZM2 83V84H1ZM11 83V84H10ZM22 83V84H21ZM141 83V82H140ZM21 84V85H20ZM30 84V85H29ZM161 84H164V86L166 85L167 86V89H165L166 88V86H165V88H164V86L163 85H161ZM8 85H10V86H8ZM16 85V86H15ZM22 85H25V87L24 86H22ZM14 88H13V87ZM163 86V87H162ZM5 87V88H4ZM8 87H10V90L11 91H9V88ZM19 87V88H18ZM119 87V86H118ZM22 88H24V89H22ZM31 89V90H29V89ZM119 88H121L122 89V87H119ZM0 89V90H1ZM4 89V90H3ZM7 89H8V91H7ZM13 89V90H12ZM24 92H23V91ZM7 91V92H6ZM16 91L17 92H20V93H22V95H20V93L18 94V93H16ZM4 92V93H3ZM9 92V93H8ZM27 95V96H28ZM161 95V96H162ZM167 95V94H166ZM172 95V94H171ZM21 96V97H20ZM169 96H170V94H169ZM1 98H2V100H1ZM4 98V99H3ZM23 98V99H22ZM174 98V95L172 96V98L171 99H173ZM183 98H185V99H188V98H186V97H183ZM13 99V100H12ZM4 100V101H3ZM146 101L148 102V104H152V103H154V102H156L154 99H149V98H147L146 99ZM8 102V101H7ZM29 102H32L31 100L29 101ZM150 102V103H149ZM181 106H185V105H181ZM179 107V106H178ZM21 108H22V106L21 107H19L18 108V112L19 113H21L22 111H21ZM152 108V106L151 105H149L148 107H147V109L148 110H150ZM180 108V107H179ZM191 108H192V106L190 107V108H188V109H190L191 110ZM187 109L186 108H180V112H186V113H188L187 111H186ZM8 113V114H7ZM164 113H167L166 111L164 112ZM7 114V115H6ZM18 114V113H17ZM6 115V116H5ZM9 115V116H8ZM172 115L174 116V113H172ZM2 116V117H1ZM19 116H22L21 114L19 115ZM165 118L166 117H169L168 115H165L164 116Z\"/></svg>",
  "mask_w": 264,
  "mask_h": 264
},
{
  "label": "water",
  "instance_id": "4",
  "mask_svg": "<svg viewBox=\"0 0 264 264\" xmlns=\"http://www.w3.org/2000/svg\"><path fill=\"white\" fill-rule=\"evenodd\" d=\"M45 230V227H0V264H93L101 261V240L95 253H86L71 244L46 239Z\"/></svg>",
  "mask_w": 264,
  "mask_h": 264
}]
</instances>
